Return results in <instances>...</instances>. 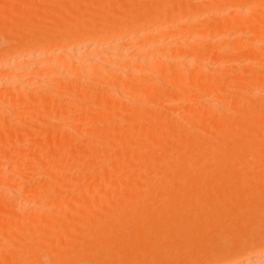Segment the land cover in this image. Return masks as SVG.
Returning a JSON list of instances; mask_svg holds the SVG:
<instances>
[{
  "label": "rangeland",
  "instance_id": "obj_1",
  "mask_svg": "<svg viewBox=\"0 0 264 264\" xmlns=\"http://www.w3.org/2000/svg\"><path fill=\"white\" fill-rule=\"evenodd\" d=\"M6 0H2V1H0V46H10V44L12 45V44H15V42H16V40H17V38H20V36H23V34L25 33V32H29V33H33V31L32 30H34V28L35 27H32V25H34V23H35V20H37L38 19V21H40L41 19H45V20H47V22H48V19L49 18H52V16H50L49 14L51 13V12H53V13H55L56 15H54V17L56 16V18H53V19H51L52 20V22L50 21V19H49V22L47 23L45 20H44V22H43V24L45 23L46 24V29H45V31H48V32H46V34L48 33V34H54V33H56L57 31H59V30H57V29H55L56 27L58 28V26L61 24V22H62V20H61V22H60V20L58 19V18H62V17H65L66 15H67V13H68V15H70V16H73V17H75V18H77L78 17V15H75L74 13L72 14V10H73V8L72 7H74L75 6V4L77 3L78 4V2L80 3L79 5H81L82 6V1H75V0H66V3H64L63 1H62V3H63V5H62V3L60 2V0L58 1V0H56V1H58V2H56L55 0H37V1H39V2H36V0L34 1V0H13V1H11V0H7L6 2H5ZM65 1V0H64ZM69 1H71V2H69ZM100 1H101V5H100ZM102 1H103V5H104V2H105V4L107 5L108 4V2L107 1H110V0H97V1H89V0H83V2L85 3V5L84 6H82V7H84L85 8V10L83 9L82 11L84 12L85 11V14H87V15H89L90 13H93L94 15H99L100 17H101V15H102V17H103V15H104V13L103 14H100L99 12H100V10L98 11V9H97V7H100L101 8V6H103L102 5ZM140 3H139V2ZM148 1H152V0H127L126 2H128V3H126V5L128 6V8L129 9H131L130 10V15L128 14V15H126V17L124 18V17H120L121 19H120V21L121 22H124L125 20L127 21L128 20V23L129 24H131L132 22H135L136 20H137V18L140 16V14L138 13V15L136 14V12H141L140 10H137V9H141L140 7H144L143 5L145 4V5H147L148 4ZM155 1V0H154ZM156 1H165V3H169V2H172V5L173 4H176L177 5V3H175V1H173V0H156ZM184 1V0H183ZM186 1H188V0H186ZM189 1H192V0H189ZM194 1V3H195V7L198 9V6H200L199 8L200 9H198V11L199 10H201V9H205V8H207L208 6H209V4L210 3H206V2H209V1H211V0H193ZM205 1V2H204ZM249 1V2H248ZM253 1V0H252ZM263 1V4H261V5H259L258 3H255V2H257V1H254V2H251V0H247L246 1V6L247 7H243V5L245 4V1H244V3H243V1H241L243 4H241L240 3V1H238L237 0V2L235 1V0H223V2H220L221 4H219V5H217V8H219L220 7V9L221 8H223V9H221V10H227V9H229V7L231 6V4L232 3H234V5L236 4V3H239V4H241V6L243 7V9H245V11L244 12H242L241 14H239V16H237V15H230V14H228V15H225V17H227L226 19H228L232 24H235L236 22H238L237 20H239V21H241L243 18H247L246 16H248L250 13H248L249 11L251 12V14H250V16H253V15H255L254 17H258L260 14H262V16H264V6H262V5H264V0H262ZM35 2V3H34ZM43 4H42V3ZM120 2H122V1H120ZM134 2V3H133ZM177 2V1H176ZM198 2V3H197ZM248 2V3H247ZM52 5H50V4ZM58 3V5H56V4ZM61 3V4H60ZM72 3H74V4H72ZM83 3V4H84ZM110 3V2H109ZM131 3V4H130ZM137 3V4H136ZM147 3V4H146ZM150 3V2H149ZM165 3H164V8H163V10L164 11H162V13L164 14V15H162L161 14V10L159 11V12H157V13H159L158 15H159V17L162 15V18L163 17H166L167 15H170V14H172L173 12H175V10L178 8L177 6V8L175 7V5H173L174 7H172V8H166L165 7ZM206 3V4H205ZM251 3V4H250ZM53 4H55L54 6H56L55 8H53L54 6H53ZM133 4V5H132ZM249 4V5H248ZM255 4H256V6H255ZM21 5H22V7H21ZM48 5V6H47ZM72 7H71V6ZM119 5V1H118V4L117 5H114V6H116V7H114V6H112L111 7V10L110 9H108L109 11H112V13L111 14H113V17H115L114 15L116 14L115 12L117 11V9L119 10V8L117 7ZM50 6V7H49ZM59 6H60V8H59ZM62 6V7H61ZM120 6H123L122 4L120 5ZM203 6V7H202ZM219 6V7H218ZM232 6H233V4H232ZM232 6L230 7V8H232ZM245 6V5H244ZM260 6V7H259ZM30 7V8H29ZM64 7V8H63ZM87 7V8H86ZM114 7V8H113ZM171 7V6H170ZM248 7H250L249 9H248ZM11 8V9H10ZM25 8V9H24ZM35 8H37V9H35ZM58 8V9H57ZM71 8V10H69ZM257 8V9H256ZM35 9V10H34ZM39 9H41L42 10V13H41V11L39 10ZM62 9H63V11H62ZM95 9H97L96 11H95ZM115 9H116V11H115ZM167 9V10H166ZM170 9H172L171 11H170ZM251 9V10H250ZM258 9H259V11H258ZM24 10H25V12H24ZM27 10V11H26ZM46 10V11H45ZM55 10V11H54ZM65 14V15H63V13L60 15V13H61V11ZM136 12H135V11ZM257 10V11H256ZM45 11V12H44ZM50 11V12H49ZM56 11H60V13H58V12H56ZM65 11V12H64ZM72 11V12H71ZM89 11V13H87V12ZM98 11V12H97ZM228 11V10H227ZM248 11V12H247ZM255 11V12H254ZM23 12V13H22ZM27 12V13H26ZM29 12H31V13H29ZM95 12H96V14H95ZM172 12V13H171ZM223 12H226V11H223ZM254 12V13H253ZM259 12V13H258ZM262 12V13H261ZM26 13V14H25ZM29 13V14H28ZM44 13V14H43ZM53 13H51V15L53 14ZM71 13V14H70ZM97 13H99V14H97ZM110 13V12H109ZM246 13H247V15H246ZM7 14V15H6ZM43 14V15H42ZM93 14H91V19H93L94 18V16H93ZM107 14H108V12H107ZM110 14V15H111ZM196 15H197V13H195ZM195 14H193L192 16H196ZM253 14V15H252ZM258 14V15H257ZM15 15V16H14ZM17 15V16H16ZM46 15H49V16H46ZM67 15V16H68ZM109 15V14H108ZM117 15V14H116ZM137 15V16H136ZM199 15V14H198ZM205 15V14H204ZM58 16H60V17H58ZM66 16V17H67ZM88 16V17H89ZM98 16V17H99ZM107 16V15H106ZM137 17V18H134L133 19V17ZM245 16V17H244ZM2 17H3V19H2ZM4 17H5V19H4ZM21 17H22V19H21ZM24 17V18H23ZM36 17V18H35ZM48 18V19H46V18ZM97 17V18H98ZM110 17H112V16H110ZM205 16H203V18H204ZM241 17V18H240ZM243 17V18H242ZM249 17V16H248ZM28 19V20H26V19ZM95 18H96V16H95ZM129 18V19H128ZM132 18V20L133 21H131L130 22V19ZM195 18V17H194ZM193 18V19H194ZM40 19V20H39ZM100 19V18H99ZM214 19V20H213ZM213 19H209L210 20V22L208 21H206V19H205V21H204V23L207 25V23L209 24V23H211V24H214L217 20L215 19V18H213ZM183 19H181V21H182ZM10 21H11V23H10ZM58 21H59V25H57V23H58ZM125 21V22H126ZM180 21V23L181 24H184L183 22H185V20H183L182 22ZM9 22V23H8ZM15 22H16V24H15ZM214 22V23H213ZM53 23H55V24H53ZM186 23V22H185ZM204 24V25H205ZM261 23H258L257 24V26L256 25H254V26H252V27H254V28H252V32H251V36H253L252 38H251V36H250V38H251V41L253 42V43H255V44H253L251 41H247V40H243L242 38H237V34H239V33H234L235 35H231L232 37H229V38H225L224 37V39L223 40H221V42L220 41H217V42H214L213 40H210V39H208L207 38V36H204L203 38H202V41H203V39H204V42H202L203 44L204 43H206V45L204 44H200L202 47V52H200L198 55H196V56H193V57H189L188 58V60L186 59V62H185V64H187V67L186 66H183V65H181L180 66V64H177L178 66H174L173 64V66L175 67V69H174V67L171 65L169 68L168 67H166V66H168V65H165L167 62H165V63H161V61H159V63L158 62H156V63H158L159 65L160 64H162L161 65V67L159 68V69H157V70H160V69H162L163 70V73L160 75V73H156V72H154V70H153V72H154V74H153V72L151 71V70H146V72L149 74H147L146 72V75L144 76V77H140V78H135V80H134V82H136L135 84H137V85H139V86H137L136 87V89H134V90H130L129 91V93H130V96L128 95V94H126V93H128V91L127 92H124V94L125 95H127V96H129V97H126V99H125V95L123 94V97H124V100L122 99V101H121V98H120V100H119V98H118V100H115L114 98V100H113V102H114V104L112 103H110L109 102V104L110 105H112V106H108L109 104L107 103L106 104V108L108 109L109 107V109H108V114H106V116H109V117H107L106 118V116H105V118L104 117H101L100 118V116H102L101 114H103V110H104V112L105 111H107L106 109H105V106H103V107H100L99 108V112H101V113H92V112H90L91 113V115H89V114H87V115H84V117L82 116V121L79 123V121H77V123H75L76 122V120L74 121V117H75V115H76V117L79 115V113H78V108H79V104H80V108H81V106H83V105H85V106H87L88 105V103H89V101L88 100H84V102L81 100L80 101V98L79 99H77L76 97H72V99L74 98L75 99V101H77L78 102V100H79V102H78V104H76L77 106H78V108L76 107V109H74L75 107H74V105H73V101H74V99H73V101L70 99V101H71V103H72V105H73V110H76V111H74L75 112V115H73L74 113L72 112V113H70L71 111H73L72 110V105H70L71 107L70 108H68L69 107V105L66 107V105L65 106H61V105H63V104H60V102H61V99H62V97H60V96H63L64 95V93H66V90H68V89H63V88H67V87H65V85H63L62 83L63 82H65V83H68L69 82V80L66 82V81H64L62 78V81H60V79H59V82H57L56 83V86H57V84H58V86L57 87H55L53 84L52 85H50V86H53V87H50L49 85H47V87H48V89H46L47 87L46 86H44L42 89H41V87H42V85L40 86V84H36V83H34V81H35V79L34 78H36L37 76L38 77H40L41 75H42V72L40 73V71H39V69L36 71H32L31 73L33 74H31L29 71V74H23L24 76L22 77V83L23 84H26V85H28V83H29V85L31 86V85H34V84H36V85H34L32 88L30 87V86H28L29 88H30V90H29V88H28V90L27 89H21L20 87H21V85L19 86V85H11L12 87H15L14 88V90H16V91H12V87L10 86V87H7L8 89H7V91L9 90V93L7 92V94L3 97V96H1V94H2V92H3V90H4V88L6 87V86H3L4 88H3V90H2V88L0 87V111H1V113H0V115L4 118V116L6 115H8L7 113H11V114H9L8 115V117H6L7 118V121L6 122H2V119L3 118H1V120H0V130L2 129V136H0V139L1 140H3V142H0V218H2L1 219V222L3 223V224H9V225H15V226H13L14 228H16V226L18 225V224H20L21 222H30V224L32 225V223L31 222H33L34 223V220L36 221V219L38 218H41V216H42V214H44V212H45V214H46V210L45 209H43V208H40L41 210L43 209V211L44 212H42L40 209H33V210H31V213L29 212V215H28V213H26V211H24L23 213L25 214V218L23 219V218H21V215H19V213L21 212L20 211V206L22 205V207L24 206L23 204H21V203H24L23 201H19L20 199H21V197L23 196L22 194H23V192H28V191H31V190H33V188L34 187H36V186H38V184H39V182L37 181V176L35 175V173L37 174V171H38V173H39V169L40 168H42V167H40V166H44L45 167V165H46V167H47V164L46 163H42L41 161H43V159L44 158H46L47 159V157L45 156L46 154L48 155V156H50V157H54V161H55V159L56 158H58L56 155H55V153H51L52 152V150L53 149H55V148H58V147H60L61 145H63V144H65L64 145V147H60V149H58L57 151L59 152V150L61 151V149L63 148V150H64V152H60V153H62L61 155L62 156H64L66 159H65V161H64V159H62L61 161H63V163H62V165H64L63 166V175L65 174V176L66 175H68L70 172H69V170L67 169V168H69V169H72V168H80V167H78V166H80L79 164L80 163H82L83 165L86 163L87 164V162H83V160H85V158L87 159V160H89V162L88 163H90V160L91 161H93V162H95L96 163V161H98V159H96L95 157H100L99 158V162H103V159H104V156H103V154H101V153H103V152H99L100 150L102 151L103 149L102 148H104V144H105V138H104V136L102 135V134H104L105 132H103L104 130H107V129H110V128H108L109 126L111 127V129L109 130V131H106V132H110V131H116L117 129L119 130V133H121L120 132V130L122 131L123 130V128H122V121L124 120V119H128V118H124L122 115H123V113H122V111L125 113V112H127V113H125V114H127L126 116H128V113H131L130 111H132V109H136V107H138V101L137 100H139L140 99V97H141V99H142V97H143V99H145V102H147L148 103V106H147V114H150L151 113V116H154L156 119L155 120H157L159 123V125H156L155 126V124H154V126H152V129H153V135H154V138H151V137H147V136H144V138H143V141L144 142H149L150 144H152V142H150V139L149 138H151V140H153L154 139V141H155V143H153V148H152V146H151V149H153V152L154 153H156V154H154L155 155V157H154V159H156V161H157V157H158V155H159V151L160 152H162L163 153V150H165L166 152V154H169V155H171L173 152V154L174 155H177V154H175V153H179L180 151L179 150H182L183 151V149H181V148H183L184 147V150H186V152H188V153H190V149H188V148H191L192 149V147L195 145V149L196 150H194V152H196L197 151V149H198V146H199V149L203 146L204 147V145L206 146V144H207V140H206V143H204V141H203V143H201L200 141H202L203 140V138L202 137H204L205 138V136H203L202 134H200V132L201 131H203L202 133H205L204 132V130L206 129V128H210L211 126H212V128H213V123H214V121H215V116H216V118H217V116L218 115H216L217 114V112H218V114H219V111L221 112V111H225V109H224V107H226V106H228L229 105V99L228 100H226V101H228L226 104L227 105H225V103H222V100H220L219 98H218V100H217V98H216V95H215V92H216V90H218V88L220 89V90H224V88H227V87H229V89L227 88L225 91L228 93V94H230V96H234V95H236L237 93L236 92H240V91H242L243 89H247V90H249V91H252V92H250L251 93V95L250 96H252L251 98H250V104H252V105H254L253 107H252V109L254 108V109H258V112H259V110H261L259 113L258 112H256V113H258L260 116H261V118H260V116H258L257 114H256V116H258L257 118H258V121H257V123H256V125H258V124H260V125H264V122L262 123V116H263V118H264V81L260 84V82L261 81H259L260 80V75H262V72H264V52L263 51H261L262 49H264V39H263V35H264V19H263V21H262V24L260 25ZM260 26V27H259ZM246 27H241V31H244V29H245ZM35 29H37V28H35ZM51 31H50V30ZM141 28H139L138 29V31L140 30ZM255 29V30H254ZM258 29V30H257ZM5 30V31H4ZM30 30V31H29ZM137 30V29H136ZM256 30H257V32H256ZM56 31V32H55ZM93 31H95L96 32V30H93ZM92 30H91V32H93ZM6 32L7 33H9V35L7 36L6 35ZM36 32V30L34 31V33ZM95 32H93V33H95ZM98 32V31H97ZM41 33V32H40ZM134 33V32H133ZM133 33H131V35H133ZM180 33V32H179ZM183 33H185V30H184V32ZM26 34V33H25ZM24 34V35H25ZM177 35H178V33H176ZM176 34H173V36L172 35H170L172 38H176L177 39V36H176ZM182 34V33H181ZM181 34H179L178 35V38L180 37V36H183V35H181ZM18 35V36H17ZM130 35V34H129ZM175 35V36H174ZM15 36V37H14ZM17 36V37H16ZM4 37V38H3ZM232 38H233V41H232ZM42 39H44V37L42 36V35H40L39 37H37L36 38V40L35 41H38L37 42V44L40 42V44H38L39 46H41L42 45V43H41V41H43ZM206 39H207V41H206ZM254 39V40H253ZM210 40V41H209ZM226 40V41H225ZM4 41H6V42H4ZM10 43H9V42ZM159 41V42H158ZM228 41V42H227ZM230 41V42H229ZM262 41V42H261ZM3 42V43H2ZM12 42V43H11ZM141 42H143V40H140V41H138V44H141ZM161 41H160V39H156L155 41H153L151 44H153L154 46H155V48H158V49H155V48H153L154 49V51L156 52V51H158V52H162V53H165L166 51L167 52H169V55L171 56V57H173V56H175L176 55V52H175V50H177V54L179 53H181V54H185V52H184V50H187L188 48H186L187 46H188V44L187 45H185L186 43H184L183 42V40H179V41H176L174 44L173 43H171L170 41H166L168 44H167V46L169 45V47H167V46H165V47H167L166 49H164V50H162V48H160V47H158L157 46V44L159 45V43H160ZM180 42H182V43H180ZM222 42H223V44H222ZM217 43H218V45H217ZM136 44V43H135ZM134 44V45H135ZM177 44V45H176ZM183 44V45H182ZM221 44V45H220ZM252 44H253V47H251L252 46ZM133 45V48L131 47L130 48V51L131 50H135L136 49V46H134ZM179 45V46H178ZM227 45V46H226ZM244 47H247V46H249V47H247V48H244ZM251 45V46H250ZM39 46H38V48H39ZM157 46V47H156ZM181 46V47H180ZM232 46V47H231ZM239 46L240 47H243L244 48V54H243V57H242V63H240V73H239V75L238 76H243L244 74H248V76L249 77H247L246 75V77L244 78H241L240 80H237V81H232L231 82V84L229 83V86L227 85L226 86V84H225V87H224V85L223 84H218L217 86H215V85H213V83L211 84V83H209V82H212L211 80H209V77H207L206 75H208V76H210V73L212 74V75H214L216 72L218 73L219 72V70L220 71H222V69L225 67V69H228V68H226L227 66H230V64H231V60L233 59V57H234V55L236 54V52H235V50L237 49V48H239ZM263 48H262V47ZM54 48H56V46H53ZM52 46H51V48H52V50L54 49ZM261 47V48H260ZM41 48V47H40ZM49 48V51H47V49ZM51 48L50 47H47V49L44 51V52H46V54H48L49 55V53L51 54V52H50V50H51ZM58 48V47H57ZM56 48V49H57ZM169 48V49H168ZM185 48V49H184ZM226 48H228V49H226ZM41 49H43V48H41ZM59 49V48H58ZM57 49V50H58ZM153 49H152V51H153ZM171 49V50H170ZM182 49H183V51H182ZM207 49V50H206ZM214 49H215V51H214ZM40 50V49H39ZM160 50V51H159ZM174 50V51H173ZM211 50V51H210ZM225 50H227V51H225ZM233 50V51H232ZM206 51V52H205ZM42 52V51H41ZM49 52V53H48ZM132 52V51H131ZM158 52H156V53H158ZM166 52V53H167ZM209 52H210V54H213V57L212 58H209V56H211L210 54H209ZM219 52V53H218ZM246 52V53H245ZM206 53V54H205ZM222 53H224V54H222ZM216 54H217V56H216ZM230 54H233V55H230ZM249 54V55H248ZM253 54V55H252ZM261 54V55H260ZM263 54V55H262ZM219 55V56H218ZM2 56H0V58H1ZM226 57V58H225ZM258 57H259V59H258ZM229 59V60H228ZM248 59V60H247ZM169 61V62H171L170 61V59H168V58H166V59H164L163 58V61ZM225 60V61H224ZM1 61V60H0ZM244 61V62H243ZM258 61V62H257ZM173 63V62H172ZM202 63L204 64L203 66L204 67H202V68H200L201 66H202ZM262 63V64H261ZM171 64V63H170ZM174 64H176V63H174ZM242 64V65H241ZM164 65H165V68H166V74H165V72H164ZM189 65V66H188ZM220 65V66H219ZM195 66V67H194ZM200 66V67H199ZM224 66V67H223ZM260 66V67H259ZM31 67V66H30ZM181 67V68H180ZM186 67V68H185ZM178 68V69H177ZM184 70H183V69ZM191 70H190V69ZM259 68V69H258ZM180 69V70H179ZM201 69V70H200ZM156 70V71H157ZM169 70V71H168ZM171 70H173V71H171ZM181 70H183V73H185V72H187V73H185V74H187V75H185V77L186 78H188V81H185L184 82V80L186 79H184L183 81H182V83H180L179 84V86H177V85H175V76H176V74L178 75V74H180V73H182V72H180ZM190 70V71H189ZM199 70V71H198ZM226 71V74H224V76H225V78H226V76L227 75H229L227 78H229L228 80H230V79H233L234 77H232L233 75L235 76V74H236V72H235V74H234V72L232 71V70H230V71H232V72H228L229 71V69L228 70H225ZM151 72H152V74H151ZM159 72V71H158ZM167 72H169L168 74L169 75H167ZM176 72H180V73H176ZM208 72V73H207ZM213 72H215L214 74H213ZM155 73H156V75H158V76H156L155 75ZM182 73V74H183ZM229 73V74H228ZM261 73V74H260ZM164 74H165V77H164ZM197 74V75H196ZM199 74H202V76L201 77H199L198 78V76H199ZM52 75V74H51ZM55 76H56V74H54ZM53 75V76H54ZM75 75V77H80L81 78V74H79V73H77V74H74ZM79 75H81V76H79ZM258 75V76H257ZM29 76V77H28ZM33 76H34V78H33ZM168 76V77H167ZM78 77L77 78H74V77H72V78H74V80L76 81V83L75 82H73V81H70L69 82V84H67L66 86H68L69 88L71 87V86H73V85H71L72 84V82H73V84H74V86H73V88L72 89H74L75 91L74 92H77L76 91V89L79 87L78 85H80V82H82V81H80L79 79H78ZM83 77V76H82ZM148 77V78H147ZM163 77H164V79H163ZM197 77V78H196ZM231 77V78H230ZM237 77V76H236ZM257 79V81H259V82H256V79ZM30 78V79H29ZM72 78H70V80L72 79ZM157 78H159V79H157ZM226 78V79H227ZM26 79V80H25ZM33 79V80H32ZM77 79H78V81H77ZM81 79H84V80H86L85 79V77L84 78H81ZM90 78H88L87 80H89ZM169 79V80H168ZM200 79V80H199ZM235 79V78H234ZM233 79V80H234ZM255 79V80H254ZM83 80V81H84ZM91 80V79H90ZM144 80V81H143ZM187 80V79H186ZM195 80V81H194ZM252 80H254V81H252ZM55 81V80H54ZM57 81V80H56ZM55 81V82H56ZM80 81V82H79ZM239 81V82H238ZM252 81V82H251ZM26 82H28V83H26ZM163 82V83H162ZM169 82V83H168ZM190 82V84H188ZM31 83H33V84H31ZM52 83H54V82H52ZM64 83V84H65ZM71 83V84H70ZM99 83H101V81L99 82ZM98 82H95V83H93V86L95 85V84H97V85H95V86H100V84H99ZM233 83V84H232ZM256 83V84H255ZM78 84V85H77ZM38 85V86H37ZM71 85V86H70ZM77 85V86H76ZM92 85V84H91ZM148 85H150V87L148 86ZM152 85V86H151ZM163 85V86H162ZM190 85V86H189ZM212 85V86H211ZM220 85V86H219ZM245 85V86H244ZM40 86V87H39ZM93 86H91V87H93ZM141 86H143V89H145V90H143L142 89V87ZM174 86V87H173ZM189 86V87H188ZM193 87V89H192V87ZM209 86H210V88H209ZM213 86H215V87H213ZM55 87V88H54ZM146 87V88H145ZM149 89H148V88ZM153 89H152V88ZM188 87V88H187ZM191 87V88H190ZM234 87V88H233ZM251 87V88H250ZM10 88V89H9ZM45 88V89H44ZM54 90H56V91H54ZM58 88H60V90L62 91V90H65L64 92H63V94H62V92L60 91V93H59V95H58V91H59V89H58V91H57V89ZM70 88V89H71ZM95 88V87H94ZM138 88H140V89H138ZM162 88V89H161ZM165 88V89H164ZM175 88H176V90H175ZM192 89V91H194V92H192V95H190V99H189V97H188V95H185V96H187V97H185V96H183V94L181 93L184 89H186V91L187 90H190V89ZM205 88L206 89H208V90H210V92H209V94L208 93H206L205 95L206 96H204L205 98H203V97H201V99L198 101V98L196 97V93H200L201 94V91H203L202 89H204L205 90ZM19 89L20 90H22V91H24V93L22 92V95H20V99H18V98H16V97H19V96H17V94H16V92L17 93H20L19 92ZM85 89V88H84ZM138 89V90H137ZM142 89V90H141ZM167 89H168V91L169 90H171L172 89V92L170 93V92H168L167 91ZM195 89V90H194ZM250 89H252V90H250ZM41 90V91H40ZM43 90V91H42ZM87 90V89H86ZM89 90L90 89H88V91H85L86 93H88L89 92ZM129 90V89H128ZM146 90H148V93H145V91ZM163 91V92H166V93H168V94H165V96L164 95H162V96H164V97H161L160 96V98L159 97H157L158 98V100H157V98L155 97L156 96V94L159 92V91ZM254 90V91H253ZM257 90V91H256ZM133 92V94L135 93L136 94V92H138V95H139V91H141L140 92V97L137 95L136 96V99H135V97L133 98V96L131 97V93ZM157 91V92H156ZM215 91V92H214ZM224 91V92H225ZM55 92H57V93H55ZM68 92H69V90H68ZM67 92V93H68ZM70 92H72V90L70 91ZM156 92V93H155ZM181 93L182 94V98H181V94L180 95H177L176 93ZM196 92V93H195ZM169 93H170V96H169ZM193 93H195L196 95L193 97ZM227 93H226V95H227ZM43 94V95H42ZM45 94H46V97H44L45 96ZM57 94V95H56ZM77 95L79 94H81L80 92L79 93H76ZM75 94V95H76ZM83 94V93H82ZM132 94V95H133ZM155 94V95H154ZM215 96H214V95ZM233 94V95H232ZM240 94V93H239ZM7 95H9V96H7ZM14 95V96H13ZM55 95L56 96H59L58 97V99L55 97ZM122 95V94H121ZM145 95H148L147 97L145 96ZM199 95V94H198ZM213 95V96H212ZM248 95H249V93H248ZM258 95H261L260 97L258 96ZM82 96V95H81ZM81 96H78V97H81ZM144 96H145V98H144ZM174 96V97H173ZM180 96V97H179ZM193 98H192V97ZM230 96H228V97H230ZM14 97L16 98V100L18 99V100H20L22 103L20 104L19 103V101L17 102V104L18 105H14V103L13 102H15V99H14ZM40 97H42V99H43V101L40 103L39 102V100H42ZM50 97H51V99H50ZM122 97V98H123ZM131 97V99H127V98H130ZM137 97H139V98H137ZM195 97L197 98L196 99V101H195ZM199 97V96H198ZM254 97V98H253ZM1 98H3V99H1ZM37 98V99H36ZM46 98V99H45ZM59 98H61V99H59ZM64 98L66 99V98H69V97H65V95H64ZM146 98H149V99H147L146 100ZM163 98H165V100L163 99ZM180 98V99H179ZM204 99V101H203V99ZM231 98H233V97H231ZM249 97H247V99H248ZM10 99H12V100H10ZM53 99H54V101H53ZM65 99H62V102L65 100ZM140 99V100H141ZM152 99H153V101H152ZM168 99V100H167ZM172 99V100H171ZM242 99V100H241ZM246 99V100H247ZM45 100H47V101H45ZM50 100V101H49ZM131 100V101H130ZM167 100V101H166ZM170 100V101H169ZM185 101V102H183V101ZM193 100L195 101V102H193ZM211 100V101H210ZM217 100V101H216ZM220 100V101H219ZM234 100V99H233ZM11 101V102H10ZM47 102H49L48 104H47V107H48V105H52L54 102V105H52V107L51 106H49L50 107V112L48 113V111L49 110H47V108H45L46 106V103ZM52 101H53V103H52ZM67 101V100H66ZM69 101V102H70ZM86 101H88L87 103H86ZM118 101V102H117ZM127 101V102H126ZM137 101V102H136ZM161 101V102H160ZM232 100L230 99V102H231ZM249 100H247V101H245V99H244V97L243 98H240V100H239V98H238V100L236 99V100H234V103H230V105L229 106H235L236 107V109H239V110H235V109H233V111L235 112L234 114H233V117L234 116H236V118H235V120H234V118H230V119H232L231 121H229V123L227 124V125H229L232 121H236L238 124H241V122H242V120L244 119L243 117H242V115H240L241 114V112H239L241 109H240V107L241 106H244V103H246V105H247V102H248ZM259 101V102H258ZM10 102V103H9ZM50 102H51V104H50ZM58 102H59V107H60V109L58 110ZM65 102V101H64ZM76 102V103H77ZM151 102V103H150ZM158 102H160V103H158ZM164 102L166 103V105L164 104ZM182 102V103H181ZM253 102H255V104H253ZM13 103V104H12ZM37 103V104H36ZM40 103V104H39ZM66 103V102H65ZM68 103V102H67ZM87 105H86V104ZM137 103V104H136ZM155 103V104H154ZM184 103H185V105H184ZM189 103H192V104H189ZM221 103V104H220ZM33 105V106H30V105ZM45 104V105H44ZM57 104V105H56ZM70 104V103H69ZM117 104V105H116ZM119 104V105H118ZM225 105V106H223V105ZM8 105V106H7ZM11 105V106H10ZM14 105V106H13ZM22 105V106H21ZM39 107H38V106ZM44 105V106H43ZM162 105V106H161ZM192 105V106H191ZM245 105V106H246ZM248 105H249V103H248ZM7 106V107H6ZM16 106H18L17 108H18V110H20V109H22L21 111H19L20 113L18 114L17 112H15V110H14V112H13V109L14 108H16ZM19 106H20V109H19ZM41 106V107H40ZM56 106V107H55ZM153 107V109H150V107ZM156 106H158V108L156 107ZM184 106V107H183ZM231 106V107H232ZM244 106V107H245ZM9 107V108H8ZM13 109H12V108ZM28 107V108H27ZM33 107V108H32ZM63 107V108H62ZM65 107V108H64ZM154 107H155V109H154ZM162 107H165V108H162ZM200 107V108H199ZM213 107V108H212ZM244 107H242V108H244ZM250 107V105H249V108H251ZM4 108V110H2ZM46 109L47 110V112L44 110V109ZM160 108V109H159ZM170 108V109H169ZM183 108V109H182ZM187 108V109H186ZM189 108H191V109H189ZM216 108L218 109V110H216ZM5 109H7V110H5ZM10 109V110H9ZM52 109L54 110V111H52ZM63 109V110H62ZM83 109H85V108H83ZM89 109V108H88ZM97 110H98V107L96 108ZM185 109V110H184ZM211 109H215V111L213 112V115H211L210 114V112L211 111H213V110H211ZM253 109V111H255ZM12 110V112H10ZM42 110H44V112H42L43 114V116H40L41 114V111ZM71 110V111H70ZM85 110H87V109H85ZM96 110V111H97ZM100 110H102V111H100ZM125 110V111H124ZM152 110H153V112H152ZM158 110H159V112H158ZM161 110V111H160ZM163 110V111H162ZM180 110H181V112H180ZM183 110V111H182ZM188 110V111H187ZM190 110V111H189ZM211 110V111H210ZM28 111V112H27ZM61 111V112H60ZM67 111V112H66ZM110 111H111V113H110ZM115 113V111H117L118 113H115V117L112 115V114H114L113 112ZM136 111H137V109H136ZM149 111V112H148ZM178 113H176V112ZM179 111V112H178ZM241 111H243V110H241ZM253 111L250 109V111H248L249 113H253ZM263 111V112H262ZM53 112V113H52ZM79 112H80V110H79ZM82 112V111H81ZM80 112V113H81ZM95 112V111H94ZM146 112V110L144 111V113ZM170 112H172L173 113V115H172V113H170ZM184 112V113H183ZM189 114H188V113ZM200 113L201 115L199 116V118H198V116L195 118V115H193V114H195V113ZM239 114H238V113ZM2 113H5V115H2ZM12 113H14V114H12ZM45 113V114H44ZM142 113V114H141ZM174 113H176V114H174ZM223 112H221V114H222ZM224 113H226V112H224ZM233 113V112H232ZM232 113H230V114H232ZM249 113H247L248 115H250V117L253 115V117H255V115L254 114H249ZM263 113V114H262ZM16 114V115H15ZM59 115V117H58V115ZM71 114V118L73 117V121L71 120V122H70V120H67V119H69V115ZM109 114H111V115H109ZM124 114V115H125ZM137 114H139V115H137ZM146 114V113H145ZM146 114V115H147ZM157 114V115H156ZM187 115V116H185V115ZM191 114V115H190ZM226 114H228V113H226ZM225 114V118L223 119V121H225L226 120V117L228 116V115H226ZM229 114V115H230ZM244 114V113H243ZM247 114L245 115L246 117H245V119H244V121L245 120H247V117H248V119H250V117L249 116H247ZM38 115V116H37ZM62 117H61V116ZM97 115V116H96ZM121 115V116H120ZM134 115V117L135 118H137V120L136 119H134V121H136V123L138 122V124H140L142 121H144L145 123V126H151V125H149V124H151V123H153V122H150V121H152V119H154V117H152L151 118V116L150 115H147L148 116V118H147V116L146 115H144L143 114V112H136L135 114H133ZM177 115V116H176ZM182 115H184V116H182ZM239 115V116H238ZM20 116H22V117H20ZM40 116V117H39ZM45 116V117H44ZM125 116V117H126ZM170 116H172V117H170ZM193 116V117H192ZM214 116V117H213ZM222 116L224 117V115L222 114ZM41 117H43V119L44 120H42V118ZM49 117V118H48ZM86 117V118H85ZM111 117V118H110ZM116 117H119V118H121L122 120H119L118 118L117 119H115ZM128 117H130V116H128ZM183 118V120L182 119H180V118ZM252 117V118H253ZM53 118V119H52ZM54 118H56V119H54ZM59 118V119H58ZM63 118V119H62ZM67 118V119H66ZM88 118V119H87ZM96 118V119H95ZM102 118H104L105 120L107 119V121L108 122H111V120L112 119H114V120H112V124L114 125L115 124V122H116V126H119L118 128L115 126V128H113L114 126L113 125H111L110 123H107V122H104V123H102V124H104V125H102L100 122V127L97 125L98 124V122H95V121H97V119H100V120H102ZM124 118V119H123ZM164 118V119H163ZM187 119V118H193L192 120L190 119V121L187 119V121H185L184 119ZM228 118H229V116H228ZM251 118V119H252ZM58 119V120H57ZM130 119V118H129ZM133 119H132V121H133ZM149 119H151V120H149ZM240 119V120H239ZM242 119V120H241ZM250 119V120H251ZM42 120V121H41ZM46 120V121H45ZM67 120V121H66ZM104 120V121H105ZM118 120L120 121L119 123H118ZM154 120V121H155ZM181 120V121H180ZM218 121H220L219 119H217ZM217 120L215 121L216 123H218L217 122ZM221 120H222V118H221ZM250 120H248L250 123H252L253 121H250ZM41 121V122H40ZM86 121V122H85ZM99 121V120H98ZM125 121V120H124ZM128 121H130V120H128ZM175 121V122H174ZM222 121V122H223ZM263 121H264V119H263ZM66 122L68 123V124H66ZM72 122H73V124H72ZM114 122V123H113ZM131 122V121H130ZM146 122H149V124L148 125H146L147 123ZM191 123V125H193V128H194V131L195 130H197V132L200 130V132H198V134L196 133H194L193 134V132L194 131H192V130H188L190 127L189 126H191V125H188L187 123ZM211 122H213V123H211ZM226 122V121H225ZM82 123V124H81ZM91 123V124H90ZM96 123V124H95ZM107 123V124H106ZM132 123H135V122H132ZM131 123V124H132ZM181 123H184V124H181ZM189 123V124H190ZM220 123H221V121H220ZM224 123V122H223ZM232 123H235V122H232ZM9 124L11 125V126H9ZM12 124H14L15 125V127H13L12 126ZM70 124V125H69ZM94 124L95 125H97L98 126V129H97V127H93L94 126ZM137 124V125H138ZM143 124V122H142V124H140V125H144ZM185 124H186V126H188V128L185 126ZM225 124V123H224ZM42 125V126H41ZM52 125V126H51ZM73 125V126H72ZM84 125H86V131L84 130L83 131V129H85V126ZM153 125V124H152ZM217 125V124H216ZM215 125V127H217V129L220 127V125H222V123L221 124H219V125H217L216 126ZM242 125V124H241ZM9 126V127H8ZM18 126V127H17ZM39 126H41L42 128H37V127H39ZM82 126H84V128L82 127ZM90 126V127H89ZM94 128V129H97V130H99L98 132H97V130H89L90 128H92V127ZM102 126V127H101ZM106 126V128H104V127ZM121 126V127H120ZM185 126V127H184ZM229 126H231V125H229ZM259 126V125H258ZM257 126V128H261V127H258ZM4 127H6V128H4ZM30 127V128H29ZM46 127V128H45ZM78 127V128H77ZM82 127V128H81ZM175 127V128H174ZM177 127V128H176ZM192 127V126H191ZM215 127L213 128V129H211V131L212 130H215ZM223 127H226V125L225 126H223ZM222 126L220 127V128H222V129H226V128H223ZM262 127H264V126H262ZM56 128V129H55ZM112 128H113V130H112ZM121 128V129H120ZM186 128H187V130L189 131V132H186L187 130H186ZM209 128H208V130H209ZM219 128V129H220ZM229 127H227V129H228ZM9 129V130H8ZM42 131H41V130ZM46 131H45V130ZM115 129V130H114ZM249 130H250V128H248ZM30 130V131H29ZM37 130H38V132H37ZM58 132H57V131ZM101 130V131H100ZM118 130H117V132H118ZM245 130V129H244ZM244 130H242L243 132L241 133V132H239L237 129L236 130H234L233 132V134L235 135V134H238V135H235L234 136V138L236 137V139H235V145L237 144V142H238V144L240 143V144H242V146H243V144L246 142V141H244L243 142V139L244 140H247L249 137H251V135L249 134L250 132L249 131H244ZM35 133H33V132ZM39 131H41V132H39ZM44 131H45V133H44ZM91 131V132H90ZM58 133L57 135L61 138L60 139V141H62V143L58 140V141H54L53 139H51L52 138V136L54 135H56L55 133ZM99 132H100V134H99ZM237 132V133H236ZM240 134H239V133ZM5 133V134H4ZM32 133V134H31ZM125 133V132H124ZM123 133V134H124ZM151 133V134H152ZM246 133V134H245ZM33 134L35 135V136H33ZM52 134V135H51ZM85 134V135H84ZM126 135L124 136V135H121V134H119V135H121L119 138H120V140H119V142H118V140H117V144H119V145H122V150H120L119 149V152L122 154V155H124V156H130V154H133V152H134V150L136 151H138L139 152V150H144L143 152L144 153H146V150L144 149V144H142V145H140V147H142V149H140V148H135L134 150L133 149H126L125 148V146L126 145H129V143L128 142H131L132 141V139H133V135H132V132H129L128 131V133H125ZM151 134H150V136H151ZM189 134V135H188ZM128 135V136H127ZM193 135H195V137L193 136ZM201 135H202V137H201ZM241 135H243V137L241 136ZM57 136V137H58ZM124 136V137H123ZM163 136V137H162ZM197 136V137H196ZM200 136V138H198ZM208 136V137H207ZM207 136H206V138L208 139L209 137H211V135L209 136V134H207ZM245 136V137H244ZM248 136V137H247ZM103 137V138H102ZM122 137V138H121ZM184 137H186L185 139H184ZM241 137V138H240ZM130 138V139H129ZM159 138V139H158ZM161 138V139H160ZM165 140H164V139ZM168 138H169V140H168ZM205 138V139H206ZM238 138V139H237ZM49 139V140H48ZM55 139H56V136H55ZM72 139V140H71ZM103 139V140H102ZM167 139V140H166ZM177 139V140H176ZM182 139V141H184V143L182 144V142L180 141ZM184 139V140H183ZM249 139H251V138H249ZM260 139H262V143H264V138H260ZM259 139V140H260ZM157 140H158V142H157ZM161 140L162 141H164V144H162L163 142H161ZM173 140H175V141H173ZM198 140H199V142L200 143H197L198 142ZM210 140V139H209ZM237 140V141H236ZM4 141H6V142H4ZM16 143H15V142ZM76 141V142H75ZM103 141H104V143H103ZM153 141V142H154ZM165 141H168V142H165ZM20 142V143H19ZM69 142V143H68ZM116 142V141H115ZM122 142H124V143H122ZM181 142V143H180ZM209 142V141H208ZM242 142V143H241ZM5 143V144H4ZM26 143V144H25ZM44 143V144H46V146L47 147H45V145L43 144V146H42V144ZM52 143V144H51ZM59 143H61V145L59 144ZM234 143H232V144H234ZM15 144L17 145V147L15 146ZM57 144H59V146L57 145ZM126 144V145H125ZM201 144H204V145H201ZM210 144V143H209ZM239 144V145H240ZM12 145H14V146H12ZM27 145V146H26ZM183 145V146H182ZM191 145H193V146H191ZM196 145H197V147H196ZM227 145H231V144H225V146H227ZM20 146V147H19ZM23 146V147H22ZM84 146H85V148L86 149H84ZM87 146V147H86ZM98 146H99V148H98ZM155 146V147H154ZM201 146V147H200ZM224 146V147H225ZM238 146V145H237ZM241 145L239 146V148L240 147H242ZM18 147H19V149H20V151L22 152L21 154H20V156L19 157H17V158H14V159H12V160H8L10 157H9V155H11V153H12V151L13 150H15V148H17L18 149ZM35 147V148H34ZM119 147V146H118ZM121 147V146H120ZM179 147H181V148H179ZM202 147V148H203ZM209 147H210V145H209ZM208 146L207 147H204V148H209ZM223 146L221 147L222 149H224V151H221L220 150V148H219V150H220V152L219 151H213V152H209V149L208 150H199L198 149V151H203V154L202 155H204V156H202V157H204L203 158V160L205 159V160H207V161H205L204 160V162H206V164H207V166L206 167H212L213 165H214V167H212L213 169H215V164H213V163H216L217 162V168H218V171H219V174L220 173H222V168H219L220 166H218V165H221L222 163H226L227 162V160L228 159H230L231 157L228 155V156H226L227 154H228V150H226L227 148H224ZM231 147H233V146H231ZM236 147V146H235ZM26 148V149H25ZM123 148H124V150L126 149V151L124 152V150H123ZM157 148V149H156ZM176 149V152H175V150L174 149ZM177 148H178V150H177ZM186 148V149H185ZM229 148V147H228ZM237 148V147H236ZM92 149V150H91ZM97 149H99V150H97ZM139 149V150H138ZM155 149V150H154ZM160 149V150H159ZM231 150H232V148H230ZM229 149V150H230ZM243 149V148H242ZM75 150V151H74ZM170 150V151H172V152H168V151ZM212 150H214V149H212ZM212 150H210V151H212ZM237 150H239V149H237ZM54 151V150H53ZM56 151V149H55V151L54 152H57ZM89 151H91V152H89ZM104 151V150H103ZM136 151V152H137ZM148 152H152V151H150V150H147ZM158 151V152H157ZM181 151V153H182V155H184L183 154V152ZM191 151H193V150H191ZM198 151H197V153H194L193 152V154H195V155H201V152L200 153H198ZM41 152V153H40ZM71 152H72V154H71ZM74 152V153H73ZM85 152V153H84ZM124 152V153H123ZM141 152V151H140ZM142 152V153H143ZM168 152V153H167ZM186 152H184L185 153V155L184 156H182L183 158L185 157V159L184 160H190V159H186L187 157H186ZM205 152V153H204ZM231 152V151H230ZM229 152V154H231V155H235V153H233V152H231L230 153ZM240 152H241V150H240ZM14 153V152H13ZM12 153V154H13ZM46 153V154H45ZM64 153V154H63ZM75 153H76V155H75ZM81 153H84V154H81ZM92 153V154H91ZM128 153V154H127ZM171 153V154H170ZM180 153V154H181ZM41 154H43L45 157H41V158H43L41 161H40V155ZM69 154V155H68ZM75 156H74V155ZM79 154V155H78ZM86 154V155H85ZM96 154V155H95ZM150 155H153V153L151 154V153H149ZM166 154H165V156H166ZM172 154V157H169L168 155V157L169 158H167V160L168 161H171L173 158H174V155ZM180 154H178L179 156H180ZM206 154H207V156H206ZM210 154V155H209ZM237 154H238V152H237ZM37 155H38V157H37ZM52 155V156H51ZM55 155V156H54ZM85 155V157H83V156ZM87 155H91L92 157H89V159H88V156ZM95 155V156H94ZM101 155V156H100ZM163 155H164V153H163ZM190 155L191 156H193L192 155V153H190ZM233 155V156H234ZM42 156V155H41ZM59 156V155H58ZM62 156H60V157H62ZM71 158V156H72V158L70 159V160H68L69 159V157ZM79 156V157H78ZM82 156V157H81ZM103 156V157H102ZM199 156H197V157H199ZM226 156V157H225ZM251 156V155H250ZM259 157V154H255V156L254 155H252V158H250V159H252V160H256L258 157ZM64 157H62V158H64ZM76 157H78V158H76ZM150 157V156H149ZM162 157V156H161ZM176 157V156H175ZM181 157V156H180ZM180 157H177V161H179V159L178 158H180ZM181 157V158H182ZM189 157V156H188ZM202 157H200V158H202ZM206 157V158H205ZM207 157H209V158H207ZM213 157V158H212ZM74 158V159H73ZM151 158H152V161H153V156H151ZM165 157H162V159H163V161L164 160H166V159H164ZM181 158H180V161H181ZM190 158H192V157H190ZM199 158V159H200ZM212 158V159H211ZM227 160H226V159ZM45 159V161H43V162H46L47 160ZM94 159V160H93ZM96 159V160H95ZM101 159V160H100ZM162 159H159L161 162H162ZM169 159H171V160H169ZM174 159H176V158H174ZM174 159H173V161H174ZM215 159V160H214ZM218 159V160H217ZM226 161H225V160ZM16 160V161H15ZM49 160H51L50 158H49ZM82 160V161H81ZM183 160V159H182ZM203 160L201 159V165H204V164H202V162H203ZM212 160H214V162L212 161ZM39 161V162H38ZM53 161V160H52ZM168 161H166V164L164 163V165H165V167L164 168H167V170L169 169V167L167 166V162ZM208 161H212V162H210V163H212V164H209V162ZM218 161H220V163L221 164H219L218 163ZM224 161V162H223ZM4 162V163H3ZM8 162V163H7ZM49 162H51V161H49ZM99 162H97L98 164H99ZM146 162V161H145ZM159 162V161H158ZM165 162V161H164ZM186 162V161H185ZM6 163V164H5ZM24 163V164H23ZM42 163V164H41ZM65 163V164H64ZM92 163V162H91ZM94 163V164H95ZM150 163V162H149ZM148 162H147V164H149ZM156 163V162H155ZM163 163V162H162ZM162 163H158V165L160 164H162ZM170 163V162H169ZM171 163H173L172 161H171ZM178 163V165L179 164H181V168H179L180 170L182 169V163H184V161L181 163V162H177ZM177 163H175V164H177ZM263 163V162H262ZM5 164V165H4ZM98 164H96V165H98ZM145 165H147L146 163H144ZM259 164V163H258ZM4 165V166H3ZM100 165V164H99ZM153 165H155V164H153ZM170 165V164H169ZM209 165H211V166H209ZM3 166V167H2ZM150 166H152V165H147V167L146 168H142V167H140V169L142 168V169H147V172H148V177H149V174L151 173L148 169H150L151 170V168H149ZM156 166H157V163H156ZM254 166V165H253ZM158 167V166H157ZM177 167H179V166H177ZM225 167V166H224ZM23 168V169H22ZM160 168H161V170H160ZM163 167H159V168H157L158 169V171H156L157 173H159L158 175V177L160 178V175H161V177L163 178V180L164 181H167V184L169 185V187L168 186H165V184H163L164 183V181L162 180V179H160V181H158V180H155L154 178V180H152V181H154V183H155V181L157 182L158 181V184H156L158 187L162 184V186H164V187H162V186H160V188H162L163 189V191H161L160 190V188H159V190H158V194L160 193V194H163L162 196L160 195V197H158V195L156 194H154V195H152V197H151V195H149V194H153V192H154V189L155 188H157V186H155V188H153V190H151V191H153V192H150L149 190H147V192H148V197L149 198H152L151 200H144L143 201V203H141L140 204V207L135 211L134 210V212H133V210H132V212L131 213H129V214H127L126 215V217L125 218H123L124 220H121V226H119V228L117 227V229H113V230H111V228H110V226L108 227H106L105 226V224H110V220H108V222H105V221H107V217L109 216V217H111V218H116V215H119L118 214V210L116 209V207L118 208V206L119 205H122V203L121 204H119V205H116L117 204V202H122V200H124V198H125V200H129V201H131L130 199H129V195H128V191L130 190H132L133 189V187L132 186H129L130 184L128 183V184H126L125 186H124V190L119 194L118 192H120V190L118 191V189H119V187H118V189L116 190V194H119V196L118 195H116L115 193H113V198H110V201H109V198L107 199V197H106V195L104 194V192L102 191V189L103 188H105L106 186H108L109 185V183H108V180H107V178L105 177V176H103V178L101 179V180H98V181H95V179H92V177H91V179H90V177H89V180H90V184H87L89 181H88V179H87V185H86V187L84 186L83 187V185H82V187L80 186V185H78V183H75V184H73V186L75 187V186H77L76 188V190H74L73 192H72V195L70 196V195H68V197L66 198H64V199H62V197L60 198L61 200H63V201H59V203H58V205L54 202L55 201V199L53 198V196H50V195H53L52 194V186H55V181L53 180V177H51V176H46V177H44V180H45V185L44 184H42L43 186H42V189L44 190V192H42L41 194H40V196L39 197H34L33 199H32V201L34 200V202H32V203H34V204H36L38 207L40 206L41 207V205H47L46 207H54V205L56 204V207L57 208H60V216H59V214L57 215V217L59 216V217H62L61 215H63V217H64V219H65V221H71V222H69L70 223V226H71V228H72V230H73V232H71L72 230H71V228H70V233H71V235H68L69 236V238L68 239H71V238H73V239H71L72 241H69L68 243H67V240H65L66 239V237H65V239L64 240H60V242H63V243H61L62 245H60V247H59V249L61 250L60 251V253H61V255H62V257H66L67 255H65V253L67 252L68 253V255H70V253H71V251L72 250H70L71 248H73V247H75L76 246V248H78V249H76L75 248V250H77L78 251V253H77V256H78V258H79V260H83L84 259V257L83 256H90V255H88V254H90L91 252H93V251H91L90 252V250L92 249V248H94V247H100L99 245L100 244H104V242H105V240H108L107 242V244H106V242H105V244H104V246H106L104 249L103 248H100L99 249V251L97 250L98 249V247L95 249L94 248V251L95 250H97V251H95V252H97V253H100L101 251L100 250H102L103 251V254L104 255H102V253H100V254H96L95 253V256H97V255H100V258L101 257H103L104 258V256L106 257L105 259L106 260H108L107 258L109 257V260H110V258L113 256L112 254L110 255V253H108L109 251H114V249H116V244L118 243V246H117V249H116V251H117V253H118V255H117V253L115 252V255H116V257H115V260L117 261L120 257V260H118L117 261V263H115L114 261H113V264H191V263H195L196 261H199L200 259H201V257H207V256H212V254H214V253H216L217 251H216V247H217V250H218V248H219V245L220 246H226V245H229V246H233V247H240L242 250L244 249V251L246 250L245 248H246V246H248V245H245V247L243 246L244 244H248V243H259V242H263L264 241V196H263V194H264V185H263V182H261L262 181V179L264 180V178H262V177H264V172H262V171H264V164H259L258 166H254V167H252L251 166V168L252 169H250V167H247V168H249L248 170L247 169H245V167H244V169L242 168V170H243V172L245 171L246 172V175H244V179H246V181H247V183L246 184H243L244 182L241 180V179H243V178H241V177H238V178H241V179H239V181L241 180L242 181V183L240 182L239 184H243V185H246L245 187H248V185L247 184H249L248 182H250L249 180H251L252 178H248L249 180H247V175H248V172H249V174H250V176L252 177H261V179H260V182L262 183V185H263V188H261V185H260V189H261V191L260 190H258V188L256 189V190H258L257 191V196H256V200H257V202H256V200L254 201V204H255V206H251L250 205V202L248 201V203H249V205L252 207L251 208V210L252 211H250V213L248 212V208H245V207H247V206H244V207H242V208H245V209H247V210H245V209H243V212H242V210L240 209V211L242 212H239V213H237V217L235 218V215L234 216H232L234 219H230V220H234L235 221V219H243V224H245V222H246V224L245 225H242V223L241 224H239V225H236V224H234L233 223V225H236V228L238 227V226H243L242 228L241 227H238V228H241V229H238V230H234V228L233 227H231L230 226V228L232 229V230H234V232L229 228V224L227 225L226 224V226H227V228L226 227H223V226H221V228H219L220 226H218L217 227V223H216V221H218V219H220L218 216V218L216 219V217L215 218H209L210 217V215H211V217H213V216H215L214 215V211H211L210 209H212L213 208V210H215L216 211V214L217 213H219L220 211H227L228 209H226V206L229 208L230 206H231V204L232 205H234L233 207H235V208H237V206H238V210L237 211H239V208H241V206H243L242 204H241V202L244 200V202L246 203V201H247V199L246 198H249L247 195H244L245 193L247 194V192L245 191L244 192V194L243 193H239V191H238V189L241 191V187H243L242 185H239L238 184V186L237 185H235V184H237V182H239V181H237L236 182V180H235V177L232 175V173L230 174L231 175V178H232V176L234 177V181L236 182H234V181H232L233 182V184L236 186H233V185H231V186H233L234 187V189H235V191H238V192H235V193H237V194H235L234 192H233V195H235V196H232V194L231 193H229V191H227V189H223V191H225V194H226V196H228L229 198H228V200L227 201H222V200H224V199H220V198H218V199H216V202H218V203H216L215 202V205H212V204H210L211 203V201H212V203L214 202L213 200H208L209 201V204H208V202H207V204L206 203H204V205L206 204V206H207V209L208 210H210V212L205 208V210H207V212H209L208 214H207V212L206 211H203V212H206V214L205 213H203V215H200L201 217L200 218H196L195 217V215L193 214V213H191V215H193L194 216V220H192L191 218L193 217H191L190 218V220H189V218L188 219H184V221H179L181 218H179L178 217V215L180 216V214H179V212H181V213H183V211H184V209L185 208H183L184 206H182V205H185V207H186V204H188V203H186V202H189V198L186 196L187 194H189L190 192L188 191V188L190 187H188V188H186L187 189V192H185V197H187L186 199H184L183 198V204L180 206V203H182V198H181V200H179V202H177V199L175 200L178 204L176 205V203H175V201H174V199H175V196L179 193L178 192V190H177V192L174 190V189H177V188H179L180 187V189H181V187L183 188V190L185 189L182 185H186V184H183L182 182H183V179H184V182L185 181H187V180H185V177L182 179V178H179L180 177V173H178L177 175H176V173H177V171H179V169H177V170H175V169H173V167H170V169L172 168L173 169V173H174V170L176 171V173L174 174L176 177H177V179H175L176 177L175 176H171L169 179H167L168 178V173H166V172H168V171H166V169H164ZM204 168V167H203ZM203 168H202V170L201 171H203ZM208 168V169H209ZM212 168H210L209 170L207 169V168H205L204 169V171L205 170H208V171H210ZM254 168V169H253ZM2 169V170H1ZM18 169V170H17ZM30 169V170H29ZM65 169L66 170H68V172L69 173H66L65 172ZM80 169H82V168H80ZM140 170V172L141 171H144V170ZM153 169V168H152ZM154 169H155V167H154ZM153 169V172L155 171ZM170 169H169V172H170V174H172L171 172H172V170L170 171ZM238 169V168H237ZM28 170V171H27ZM73 170V169H72ZM72 170H70V171H72ZM107 170V169H106ZM164 170V171H163ZM220 170H221V172H220ZM226 170V171H225ZM224 171L225 172H228V168L227 169H225ZM15 171H16V173L17 172H19L20 174H18L19 176H23L22 178H24V176H26V179H24V181H29L28 183H26L25 182V184L23 185L22 184V178H20L19 180H17V181H14L13 179H12V181H13V183H12V181L11 180H9V178H11L12 176H13V174L15 173ZM36 171V172H35ZM40 171H42L41 169H40ZM80 172H81V175L82 176H80V179L81 178H85L86 177V174H85V176H84V173H86V172H84V170H79ZM86 171V170H85ZM182 171V170H181ZM180 171V172H181ZM198 171H199V169H198ZM207 171V173L208 174H206V175H209V173H211V172H208ZM215 171H216V169H215ZM214 171V172H215ZM239 171L241 172V170L239 169ZM238 171V172H239ZM248 171V172H247ZM14 172V173H13ZM107 172H109L108 170H107ZM156 172H155V174H153L155 177L157 176V174H156ZM213 172V171H212ZM237 172V175L240 173H238ZM261 174H260V173ZM89 173V172H88ZM105 173V172H104ZM137 173H139V172H137ZM145 173V177L146 178H148L147 177V175H146V172H144ZM198 173L199 172H197V174H194L195 176L194 177H192V181H191V183H189L190 185H191V187H190V189H192V192H193V194H191L190 193V195H192V196H195L194 197V200L193 201H195L196 200V198H199V196L197 195V194H200V193H195L196 191H194V190H197V189H200L199 188V186H198V184H197V186L195 185L196 183L195 182H193L194 180L196 181H198V179H200V178H205V177H201V176H203L202 174L200 175V177L198 176ZM203 173V172H202ZM230 173V172H229ZM228 173V174H229ZM259 173V174H258ZM205 174V173H204ZM213 174H215V176H217V173H213ZM224 174V173H223ZM241 174V173H240ZM244 173H242V175H243ZM12 175V176H11ZM62 175V177H65V176H63ZM139 175H140V173H139ZM143 175V173H141V176ZM163 175H166L167 176V178H166V176H165V179H164V176ZM182 175V174H181ZM229 175V176H230ZM236 175V176H237ZM263 175V176H262ZM11 176V177H10ZM78 176V175H77ZM76 176V177H77ZM88 176V175H87ZM141 176H139V177H141ZM151 176V175H150ZM153 176V177H154ZM184 176V175H183ZM210 176H212L213 178L215 177V176H213L212 174H210ZM250 176H248V177H250ZM32 177H34L35 178V180H34V182H33V179H31L32 180V182H31V180H30V178H32ZM51 177V178H50ZM101 177V176H100ZM99 177V178H100ZM139 177L138 176H135V177H133V178H137L136 179V181L138 180H141L143 177H141L140 179H139ZM144 177V179H142L143 180V182L141 183V182H139V186H138V184H137V186H138V190H140V188L142 187L143 188V186H141L140 187V185L141 184H146L147 182V180L149 179H147L146 181H145V178ZM195 177H197L198 179H196ZM207 177V176H206ZM220 177V176H219ZM227 178H228V176H226ZM28 178V179H27ZM47 178H49V179H47ZM78 178V177H77ZM98 178V177H97ZM97 178H96V180H97ZM98 178V179H99ZM106 178V179H105ZM230 178V177H229ZM238 178H236V179H238ZM254 178L252 179L254 182L258 179V181H259V178H255L256 180H254ZM79 179V178H78ZM79 179V180H80ZM103 179H105V180H103ZM156 179H158L157 177H156ZM167 179V180H166ZM175 179V180H174ZM181 179V180H180ZM194 179V180H193ZM206 179V178H205ZM212 179V178H211ZM92 180V181H91ZM133 181H134V179H132ZM141 180V181H142ZM168 180H169V182H168ZM180 182H179V181ZM208 180L210 181V179L208 178ZM216 180L217 181H219L217 178H216ZM230 180V179H229ZM251 180V182L250 183H252L253 181ZM10 181V182H9ZM38 182V184H37V182ZM48 181V182H47ZM54 183H53V182ZM137 181V182H138ZM148 181H150V180H148ZM173 181V182H172ZM176 181V182H175ZM213 181H215V179L213 180ZM226 181V180H225ZM18 182H20V183H18ZM35 182H36V184H35ZM49 182H52V183H49ZM79 182V181H78ZM159 182H163V183H159ZM178 182V183H177ZM188 182V181H187ZM199 182V181H198ZM205 182H206V180H205ZM220 182V181H219ZM229 182V181H228ZM254 182L252 183V185H257V184H254ZM257 182V181H256ZM259 182V183H260ZM151 181L149 182V183H147L148 185H149V187H148V185L146 184V186H147V189L148 188H150L151 187ZM166 183V182H165ZM195 183V184H194ZM200 183V186H202V184H204V183H201V182H199ZM214 183V182H213ZM8 184H10V185H8ZM52 186H51V185ZM182 184V185H181ZM193 184V185H192ZM232 184V183H231ZM177 185H179L178 187H177ZM181 185V186H180ZM194 185L196 186V188L197 189H194L195 187H194ZM217 185H218V183H217ZM225 185V184H224ZM47 188H46V187ZM73 186L70 188V189H73ZM110 186H112L113 187V185H110ZM145 186V187H146ZM44 187V188H43ZM56 187V186H55ZM59 187H61V185H57V188H59ZM121 187V186H120ZM130 187H131V189H130ZM140 187V188H139ZM144 187V188H145ZM152 187H154L153 185H152ZM186 187H187V185H186ZM224 188H227V186L225 187V186H223ZM230 187V186H229ZM239 187V188H238ZM245 187H243V188H245ZM252 187L253 186H251V190H252ZM255 187H259V185L258 186H255ZM30 188V189H29ZM54 188V187H53ZM56 188V189H57ZM110 189H111V187H109ZM113 188H117V187H113ZM122 188V187H121ZM120 188V189H121ZM143 188V189H144ZM254 188V187H253ZM35 189H37V188H35ZM46 189V190H45ZM55 189V188H54ZM64 186H63V188L61 187V188H59V189H57V191L58 190H60V192H63L64 190H66L67 188H65L64 190ZM128 189V190H127ZM143 189H141V190H143ZM168 189H172L173 190V194L171 193L172 191H168ZM189 189V190H190ZM194 189V190H193ZM232 189V188H231ZM231 189H229V190H231ZM250 189V188H249ZM248 189V190H249ZM43 190H41V191H43ZM63 190V191H62ZM104 190V189H103ZM106 190V189H105ZM122 190V189H121ZM137 190V191H138ZM164 190H166V191H164ZM72 190H70V192H71ZM110 191H114V189H111ZM129 191V192H130ZM146 190L144 189V191L142 192V193H146L145 192ZM156 191H157V189H156ZM210 191H213V190H210ZM220 191H222V190H220ZM226 191H227V193H229V195H227V193H226ZM244 191V190H243ZM59 192V191H58ZM66 192V191H65ZM68 192V191H67ZM115 192V191H114ZM150 192V193H149ZM163 192V193H162ZM168 192V193H167ZM175 192L177 193L176 195H174L175 194ZM183 191L181 190L180 191V193L179 194H181ZM198 192H199V190H198ZM231 192V191H230ZM20 193H22V194H20ZM64 193V192H63ZM110 193V192H109ZM126 193H127V196H126ZM132 193V192H131ZM130 193V194H131ZM141 192H139V195L140 194H142ZM167 193V194H166ZM220 194V192H217V194ZM241 195H239V194ZM260 193H261V195H260ZM44 194V195H43ZM59 194H62V193H59ZM68 194V193H67ZM69 194H71V193H69ZM117 196H115V195ZM170 194V195H169ZM212 194V193H211ZM214 194H216V193H214ZM213 194V195H214ZM218 194V195H219ZM18 195V196H17ZM22 195V196H21ZM143 195V197H141L142 198V200L145 198V195L144 194H142ZM168 195V196H167ZM182 195H183V193H182ZM184 195H183V197H184ZM189 195V197L191 198V196ZM197 195V196H196ZM242 195H244V196H246V198L245 197H242ZM61 196H66V194H64V195H61ZM70 196V197H69ZM116 198H115V197ZM123 196H126V197H124V198H122ZM146 196V197H147ZM166 196H167V198H166ZM170 196V197H169ZM171 196H173L174 197V199H173V201L174 202H172L171 200H169L170 202H171V205L169 204L168 206H167V203H166V205L162 202V201H166V200H168V198L169 199H171ZM180 196V195H179ZM217 196V195H216ZM222 197L224 196L223 194L221 195ZM231 196H232V199L235 197V199L237 198V197H240V198H238V199H241L242 198V201L240 200L239 201V203H238V200L237 201H235V199H234V201L233 202H230V206L228 205V203H229V201H231V200H229L230 198H231ZM47 197H48V199H47ZM52 197V198H51ZM131 197V196H130ZM148 197H147V199H148ZM165 197V198H164ZM181 197V196H180ZM221 197V198H222ZM44 198H46V201L44 200ZM88 198H89V200H88ZM132 198V197H131ZM134 198V197H133ZM164 198V200H162ZM246 200H245V199ZM53 199V200H52ZM59 199V200H60ZM91 199H92V201H93V204H91L92 203V201H91ZM107 199V200H106ZM187 199H188V201H187ZM192 199H193V197H192ZM220 199V200H219ZM259 199V200H258ZM23 200V199H22ZM43 200V201H42ZM106 200V201H105ZM121 200V201H120ZM124 200V201H125ZM127 200V201H128ZM139 200V199H138ZM141 200V201H142ZM161 200V201H160ZM186 200V201H185ZM191 200V199H190ZM219 200V201H218ZM40 201V202H39ZM41 201H42V203H41ZM50 201V202H49ZM86 201H90L89 202V205H88V203H86L85 205L86 206H82V207H84V209H85V207L87 208L88 206H92L93 207V210L92 211H90V213H85L84 212V210H83V212L82 211H80L79 210V208H81L80 207V205L82 204V203H84V202H86ZM108 201V202H107ZM134 200H132V202H133ZM147 201H148V203H147ZM192 201V200H191ZM192 201V202H193ZM198 201H199V199H198ZM251 201V200H250ZM260 201H263L262 203H263V205H262V203L260 202ZM16 202V203H15ZM37 202V203H36ZM39 202V203H38ZM52 202V203H51ZM62 202V203H61ZM71 204H70V203ZM167 202V201H166ZM192 202H189V204H191L190 206H189V204L187 205V210L188 211H190L189 209H191L192 208V205H193V207H196V206H194V203L192 204ZM203 202V201H202ZM201 202V204H203ZM223 202L225 203V205L224 206H222L223 205ZM235 202H237V203H235ZM50 203V204H49ZM55 203V204H54ZM102 203V204H101ZM125 203V202H124ZM123 203V206H128V204L126 203V204H124ZM139 203H140V200H139ZM148 205H146V204ZM159 203V204H158ZM161 203V204H160ZM169 203V202H168ZM173 203V204H172ZM175 203V204H174ZM196 203V202H195ZM227 203V204H226ZM233 203H235V204H233ZM245 203H244V205H245ZM16 204V205H15ZM21 204V205H20ZM39 204V205H38ZM49 204V205H48ZM54 204V205H53ZM91 204V205H90ZM130 204H132V203H130ZM129 204V205H130ZM153 204V205H152ZM200 203H199V205H201ZM218 204V205H217ZM257 204V205H256ZM258 204H260V205H258ZM18 205H20L19 207H17V209L19 208V210H17L16 209V206H18ZM61 205V206H60ZM63 205V206H62ZM70 205H72V206H70ZM162 205H163V207H162ZM165 205V206H164ZM195 205H198V204H195ZM198 205V206H199ZM203 205V206H204ZM212 205V206H211ZM219 205L221 206V207H223V208H221V207H219ZM246 205H247V203H246ZM248 205V206H249ZM94 206H95V208H94ZM167 206V207H166ZM181 207L182 208V210H181V208L179 209V207ZM211 206V207H210ZM240 206V207H239ZM249 206V207H250ZM259 206V207H258ZM36 207V206H35ZM37 207V208H38ZM45 207V208H46ZM56 207H54V210H55V208ZM67 207H69V208H67ZM77 207V208H76ZM79 207V208H78ZM142 207H144V208H142ZM146 207V208H145ZM205 207V206H204ZM215 207H216V209H215ZM232 207V206H231ZM142 208V209H141ZM157 208V209H156ZM189 208V209H188ZM221 208V209H220ZM234 208V209H235ZM256 208V209H255ZM22 209V208H21ZM24 209V208H23ZM22 209V210H23ZM61 209H63V210H65V212L63 213L62 212V210ZM69 209V210H68ZM90 209H91V207H90ZM114 209H115V211H114ZM146 209V210H145ZM193 209V208H192ZM219 209V210H218ZM260 209V210H259ZM139 210V211H138ZM141 210V211H140ZM143 210V211H142ZM187 210L185 209V211L187 212ZM250 210V209H249ZM253 210H254V213H253ZM40 211V212H39ZM57 211H59L58 209H56V211H53V214H54V216L56 217V215H55V213H57ZM192 211H194V210H191L190 212H192ZM42 212V213H41ZM62 212V213H61ZM87 212H89V209H88V211ZM114 212H117V213H114ZM214 212V213H213ZM244 212H246L247 214L249 213V215H250V217L249 218H245V215L243 214ZM34 213V214H33ZM50 213H52V212H50ZM67 213V214H66ZM69 213V214H68ZM189 213V212H188ZM222 213V212H221ZM252 213V214H251ZM115 214V215H114ZM185 214V213H184ZM242 214H243V216H242ZM246 214V215H247ZM28 215V216H27ZM38 215L40 216V217H38ZM67 215V217H65V216ZM115 216V217H112V216ZM149 215H150V217H149ZM20 216V217H19ZM27 216V217H26ZM204 216V217H203ZM207 216H209V217H207ZM239 216H240V218H239ZM248 216V215H247ZM255 216H256V218H255ZM30 217V218H29ZM62 217V218H63ZM119 217V216H118ZM205 217H207V218H205ZM243 217V218H242ZM257 217L259 218V219H257ZM26 218H28V220L29 221H26ZM61 218V219H62ZM89 218H90V220L92 219L93 220V222H95V224H97V226L99 227L100 226V231L98 230V232H97V230H92V231H89L88 229H90V224H88V221L89 222H91L90 220H89ZM178 219V221H176V219ZM195 218H196V220L197 221H195ZM205 218V219H204ZM246 219V221H244L245 219ZM263 218V219H262ZM37 219V220H38ZM54 219V218H53ZM68 219V220H67ZM95 219H97L98 220V222L100 221V224L101 225H99V223L98 222H96V221H94ZM106 219V220H105ZM109 219V218H108ZM133 219V220H132ZM137 220V219H139L138 221H135V220ZM206 219H207V221H209L208 223H211L212 222V224H208L207 223V221H206ZM211 221H210V220ZM241 219L240 220H236L235 222H242L241 221ZM3 220V221H2ZM104 220V221H103ZM112 220V219H111ZM116 220V219H115ZM135 221V223L134 222H132V221ZM169 220L171 221L172 220V222L170 223L169 222ZM182 220V219H181ZM186 220H188L186 223H188V225H186L185 224V221ZM213 220H216L215 222L213 221ZM230 220L228 221V222H230ZM248 220V221H247ZM251 220H252V222H251ZM57 221H59V218H58V220ZM63 221V220H62ZM141 221V222H140ZM194 221H195V223H194ZM233 221V222H234ZM250 221V222H249ZM60 222V221H59ZM58 222V223H59ZM73 222H74V224H73ZM101 222H103V223H101ZM123 222V223H122ZM129 222L131 223V224H129ZM137 222L138 223H140V224H142V225H140V224H138L137 225ZM182 224H181V223ZM184 222V223H183ZM191 222H193V223H191ZM198 222V223H197ZM201 222H202V224H201ZM207 224H206V223ZM214 222V223H213ZM250 223V225H249V223ZM53 223H56V219L54 220V222H52V224ZM198 225H197V224ZM206 225V226H204V227H206L207 228V226L208 227H210V229L209 228H207V229H205L202 225H204V224ZM215 223H216V225H215ZM219 223V222H218ZM30 224H28L29 226V228H31L32 226H30ZM52 224H50V225H48L49 227L52 225ZM103 224V225H102ZM174 224H175V227H174ZM179 225V227L180 228H184L185 230V232L183 231V234L181 233H179L178 232V230H181L179 227H178V225ZM191 226H190V225ZM216 226H214V225ZM263 224V225H262ZM9 225L7 226V225H0V264H28V263H31V264H38L39 263V260H46V261H49V262H51L50 261V257L47 255L48 254V252L47 251H45V252H43V253H41V255L38 253V251H37V253L35 254V250L34 249H32V250H34V252L31 250V249H29V247L31 248L32 247V245L30 246L29 245V241H31V240H29V239H32V238H29V237H27V235H31L32 233L31 232H28L27 231V233H26V237H27V239L28 240H26V241H28V247L26 246L27 244H26V242H25V244H23L21 247H20V249L18 250L19 252H16L15 254L16 255H14L13 254V256L11 255V251H9V250H11V248H13L14 247V244H12L11 242L10 243H8V244H6V243H4V242H6V236H4L5 234L2 232L3 231V229H4V231H6V229L7 228H5V226L6 227H8L9 228V233L10 232H12V231H10V230H12V227L10 228L9 227ZM27 225V224H26ZM57 225V224H56ZM148 225V226H147ZM172 225V226H171ZM182 227H181V226ZM199 225L200 226H202L200 229H199ZM53 226V225H52ZM51 226V228L52 229H54V227H55V225L52 227ZM103 226H105L106 228H108V229H106V228H104ZM129 226V227H128ZM136 226V227H135ZM141 226V227H140ZM143 226V227H142ZM147 228L146 229V231H148V232H145V227ZM167 226V227H166ZM171 226V227H170ZM225 226V225H224ZM257 226H259V227H257ZM262 226V227H261ZM2 227V228H1ZM86 227L88 228V229H86ZM103 229H102V228ZM133 227L135 228V229H133ZM139 227V228H138ZM152 227V228H151ZM171 229H170V228ZM173 227V228H172ZM186 227H187V229H186ZM190 227V228H189ZM197 227V228H196ZM223 227V228H222ZM250 227V228H249ZM13 228V229H14ZM83 228V229H82ZM91 228H93V227H91ZM109 228H110V232H109ZM143 228V229H142ZM177 228H179V229H177ZM246 228V229H245ZM107 230V231H105V230ZM140 229H142L143 231H140L139 232V230ZM151 229V230H150ZM167 229V230H166ZM175 229V230H174ZM193 229V231H191ZM197 229V230H196ZM198 229H199V231H200V233H199V231H198ZM216 229V230H215ZM220 229V231H218ZM225 229V230H224ZM228 229V230H227ZM248 229V230H247ZM261 229V230H260ZM45 230H47V229H40V230H38V231H36L35 233L39 236H42L46 231ZM49 230V229H48ZM47 230V231H48ZM51 230V229H50ZM49 230V231H50ZM57 230V229H56ZM91 230V229H90ZM101 230H103V231H101ZM142 235H140L137 231ZM158 230V231H157ZM174 230V231H173ZM195 230L199 233V238L200 239H202V237H200V235H204L203 236V238H204V240H206V242H207V245L205 244L204 246L205 247H202L203 245L201 244V243H199V244H201V246L200 247H202V248H200L199 247V244L196 242V241H198V236H197V232H195ZM206 230H208L207 232H209V233H207L206 232ZM215 230V231H214ZM246 230H247V232H246ZM252 230V231H251ZM259 230V231H258ZM52 231H54V230H52ZM162 231V232H161ZM165 231H166V234H163V236L162 235H160V233L162 234V233H165ZM201 231L203 232L204 231V233L203 234H201ZM245 231V232H244ZM261 231V232H260ZM76 232V233H75ZM97 232V233H96ZM106 232V233H105ZM152 232H155L156 234V236H153V237H150L151 235H154L153 233L151 234ZM157 232H159V233H157ZM179 234H178V233ZM191 232V235H192V237H191V235L189 234ZM211 232H214L213 234L211 233ZM254 232H256V234L254 233ZM6 234H8V232H5ZM31 233V234H30ZM73 233H74V235H73ZM87 233V234H86ZM147 233H149V236H148V234ZM232 233V234H231ZM234 233V234H233ZM235 233H237V234H235ZM23 234V233H22ZM76 234V235H75ZM136 234H137V236H138V234H139V236L142 238V239H144V240H148L149 239V237H150V244H148V241H145L144 242V240H142V239H140V237L138 236H136ZM147 235V237H146V235ZM176 234V235H175ZM187 234H189V236H187ZM208 234V235H207ZM209 234H211V235H209ZM218 234H220V235H218ZM229 234V235H228ZM245 234V235H244ZM247 234V235H246ZM251 234V235H250ZM23 235H25V232H24V234ZM33 235L34 234H32V236L31 237H33ZM78 235V236H77ZM80 235H81V237H80ZM98 235H99V237H101L102 239H103V241L101 240V238H99L98 237ZM158 235V236H157ZM178 235V236H177ZM180 235V236H179ZM181 235H183L182 236V238H181ZM206 235H207V237H206ZM239 235V236H238ZM71 236V237H70ZM83 236H85V237H83ZM134 236V237H133ZM143 236H145V238L143 237ZM169 236V237H168ZM197 236V237H196ZM215 236V237H214ZM37 237V236H36ZM76 237V238H75ZM133 237V238H132ZM136 237V239H134ZM155 237H156V239H155ZM159 237V238H158ZM161 237L163 238V239H161ZM167 237V238H166ZM184 237V238H183ZM186 237H189V239L191 238L192 239V242L191 241H188V242H186V239L188 240V238H186ZM193 237H196L197 239H195L194 241H193ZM210 237V238H209ZM240 237V238H239ZM34 238V237H33ZM78 238V239H77ZM124 238V239H123ZM152 238H153V240H152ZM218 238V239H217ZM239 238V239H238ZM97 239L98 240H101L102 241V243H101V241H98L97 242V244L98 243H100L99 245H97V246H95L96 245V241H97ZM134 239V240H133ZM161 239V240H160ZM181 239V240H180ZM190 239V240H191ZM23 240H24V238H23ZM73 240H74V246H73ZM87 240V241H86ZM111 241V243H110V241ZM115 241V247H114V249H110V247L111 246H109L110 244H112L113 242L112 241ZM131 240V241H130ZM136 240V241H135ZM142 240V242H140V244H139V246H138V243L139 242H137V241H141ZM156 240H158V242L156 241ZM165 240V241H164ZM203 240V239H202ZM201 240V241H202ZM212 240H213V242H212ZM216 242H215V241ZM225 240V241H224ZM231 240V241H230ZM2 241H3V243H2ZM8 242H9V240H7ZM76 241H77V243H76ZM85 243H84V242ZM119 241V242H118ZM153 241H156V242H153ZM159 241H160V243H159ZM166 242V244L164 243V242ZM172 242V244H171V242ZM177 241H178V243H177ZM229 241V242H228ZM23 242V243H24ZM83 242V243H82ZM117 242V243H116ZM134 242H136L135 244H134ZM153 242V243H152ZM195 242V243H194ZM199 242V241H198ZM212 242V243H211ZM70 243V244H69ZM83 245V247L81 246V244ZM88 243V244H87ZM142 243H145L144 245L142 244ZM170 243V244H169ZM177 243V244H176ZM189 243V245H187ZM191 243V244H190ZM193 243H194V245H193ZM226 243V244H225ZM3 244V245H2ZM121 244V245H120ZM132 244H134V245H132ZM142 244V245H141ZM157 244H165V247H167V248H165L164 246L162 247V246H160V245H156ZM168 244H169V246H168ZM175 244V245H174ZM215 244V245H214ZM4 245H6V246H4ZM66 245V246H65ZM72 245V246H71ZM85 245V246H84ZM101 245V247H104V246H102ZM114 245V244H113ZM128 245H129V247H128ZM138 246V248H137V246ZM147 245H148V247H147ZM171 245V246H170ZM192 245V246H191ZM4 246V250H3V248L2 247ZM13 246V247H12ZM79 246H81L83 249H81V248H79ZM94 246V247H93ZM121 247V248H123V249H125L124 250V252L122 251L121 252V248H118V247ZM123 246V247H122ZM131 246H133L135 249H133V251H131L132 249V247ZM136 246V247H135ZM141 246V247H140ZM153 246V247H152ZM156 246V247H155ZM158 246H160L161 248H162V251L163 250H168V252L166 253V252H162L161 251V248H159ZM181 246V247H180ZM183 246H185V247H183ZM196 246V247H195ZM210 246V247H209ZM7 247H8V249H7ZM10 247V248H9ZM27 247V248H26ZM68 247H70V248H68ZM84 247H86L85 249H84ZM107 247H108V250L109 251H106V253L104 252L105 250H107ZM127 247V248H126ZM145 247H147L146 249H148V251H145L146 249H145ZM170 247V248H169ZM193 247V248H192ZM194 247H195V249H194ZM212 247V248H211ZM215 247V248H214ZM244 247V248H243ZM6 248V249H5ZM22 248V249H21ZM25 250H24V249ZM33 248V247H32ZM37 248V247H36ZM87 248H89V249H87ZM140 248H142L141 250H140ZM151 248H153V250H154V248H156V251H158V249H159V252H156L155 250L153 251ZM158 248V249H157ZM165 248V249H164ZM203 248H205V249H207V250H203ZM29 249V250H28ZM38 249V248H37ZM120 249V250H119ZM144 249V252L142 251ZM174 249V250H173ZM190 249H191V251H193V252H191L190 251ZM213 251H212V250ZM74 250V249H73ZM93 250V249H92ZM136 250V251H135ZM195 250V251H194ZM211 250V251H210ZM86 251V252H85ZM142 253H144V254H142ZM152 251V252H151ZM160 251H161V254L159 255V258L157 257L158 255L157 254H159L160 253ZM174 251V252H173ZM196 251H198V252H196ZM208 251V252H207ZM32 253V257H31V253ZM73 252H75V251H73ZM80 252V253H79ZM84 252V253H83ZM121 252V254H123V256L120 254V257H119V253ZM127 252V253H126ZM130 252V253H129ZM145 252H148L149 253V255L147 254V253H145ZM153 252L155 253V254H153ZM201 252V253H200ZM213 252V253H212ZM243 252V251H242ZM8 253V254H7ZM21 253V254H20ZM30 253V254H29ZM66 253V254H67ZM86 253H88V254H86ZM94 253V252H93ZM91 254V255H94V254ZM138 253H140V254H138ZM172 253H173V255H172ZM194 253V254H193ZM27 254V255H26ZM35 254V255H34ZM37 254H39V256L37 255ZM43 254V255H42ZM64 254V255H63ZM83 254V255H82ZM127 256H126V255ZM145 254H146V257H145ZM151 254V255H150ZM165 254H166V256H168V257H170V258H168V257H166L165 256ZM197 254V255H196ZM204 254V255H203ZM30 255V256H29ZM33 255H34V257L36 258H34L33 257ZM60 255V256H61ZM129 255H131L130 257H129ZM155 255V256H154ZM194 255V256H193ZM200 255V256H199ZM230 255V253H225L224 254V256H222L223 258L222 259H224L226 256H229ZM11 256V257H10ZM38 256V257H37ZM41 256V257H40ZM118 256V257H117ZM140 256V257H139ZM143 256V257H142ZM152 256H153V258H152ZM162 256V257H161ZM163 256H165V257H163ZM171 256H172V258H171ZM178 256V257H177ZM197 256V257H196ZM25 257H27V259H25ZM40 257V258H39ZM138 257V258H137ZM230 257V256H229ZM30 258H31V260H32V258H33V263H32V261L30 260ZM103 258H101L100 260L98 259L97 261H99L98 262V264L100 263H102V262H104V263H102V264H108V262L105 260V259H103ZM118 258V259H117ZM128 258V259H127ZM131 258V259H130ZM145 260H144V259ZM147 258V259H146ZM151 258L154 260V261H152L151 260ZM163 258V259H162ZM199 258V260H197ZM85 259H86V261L88 262V260H87V257H85ZM158 259V260H157ZM167 259V260H166ZM227 259H228V257H227ZM5 260V261H4ZM101 260H102V262H101ZM124 260V261H123ZM134 260V261H133ZM137 260H139V261H137ZM150 260V261H149ZM155 260H157V261H155ZM194 260H196L195 262H194ZM224 260H226V259H224ZM28 261H31V262H28ZM34 261H35V263H34ZM81 261H79V264H80V262ZM85 260H83V262L85 263L86 262ZM122 261V262H121ZM133 261V262H132ZM182 261V262H181ZM190 261V262H189ZM64 262V261H63ZM63 262L61 263V264H63ZM65 262H67V261H65ZM83 262H81V264H84ZM86 262V263H87ZM146 262V263H145ZM155 262V263H154ZM176 262V263H175ZM94 264H95V261L93 262ZM92 263V261H91V264H93ZM64 264H66V263H64ZM67 264H69V262L67 263ZM70 264H71V262H70ZM97 264V263H96Z\"/></svg>",
  "mask_w": 264,
  "mask_h": 264
},
{
  "label": "bare ground",
  "instance_id": "obj_2",
  "mask_svg": "<svg viewBox=\"0 0 264 264\" xmlns=\"http://www.w3.org/2000/svg\"><path fill=\"white\" fill-rule=\"evenodd\" d=\"M0 1H2V0H0ZM7 1V0H6ZM5 1V2H6ZM9 1V0H8ZM11 1H13V0H11ZM30 1V0H29ZM35 1V0H34ZM56 1V0H55ZM59 1V0H58ZM58 1H56V2H58ZM62 1L64 2V3H66V0L64 1V0H60V2L62 3ZM73 1V0H72ZM75 1H77V0H75ZM79 1V0H78ZM80 1H82V6H84L85 5V3L83 2V0H80ZM87 1V0H86ZM89 1H92V0H89ZM93 1H97V0H93ZM105 1V0H104ZM118 1H119V5L117 6L118 8H119V10L117 9V11H116V9H115V13L117 14H115L114 16L115 17H113V14H111L112 13V11H109L108 9H110L111 10V7L112 6H114V5H117L118 4ZM120 1H122V2H120ZM127 0H110V1H107L108 2V4L106 5L105 4V2H104V5H103V1H102V5L103 6H101V8L100 7H97V9H98V11L100 10V14H103L104 13V15H103V17H102V15H101V17L99 16V15H94L93 13H90L89 15L91 16V14H93V16H94V18L93 19H91V17L89 16V15H87V14H85V11L83 12L82 10L84 9L85 10V8L84 7H82L81 5H79L80 3L78 2V4L76 3L75 4V6L74 7H72L71 5V7L73 8V12H72V14L74 13L75 15H78V17L77 18H75V17H73V16H70V15H68V13H67V17L65 16V17H62V18H58L59 20H60V22H61V20H62V22H61V24L59 25V21H58V23H57V25H59L58 26V28L56 27L55 29H57V30H59V31H55L56 33H54V34H46V32H48V31H45V29H46V24L49 22V19H50V21L52 22V20L51 19H53V18H56V14L55 13H53V12H51V13H53L52 15H51V13L49 14L50 16H52V18H46V19H48V22H47V20H45L46 22V24L44 23L43 24V22H44V20L43 19H39L40 21H38V19L37 20H35V23H34V25H32V27H35V28H37V29H35L34 28V30H32L33 31V33H29V32H25L24 34H23V36H20V38H17V40H16V42H15V44H10V46H0V56H2L1 58H0V87L2 88V90H3V86H6L5 88H4V90H3V92H2V94H1V96H5L6 94H7V92L9 93V90L7 91V87H10L11 85L13 86V85H21V89L23 90H25V89H27L28 90V86H30L29 85V83L28 82H26V83H28V85H26V84H23L22 83V81L24 80H22V77L26 74H29V72L31 73L32 71H37L38 69H39V71H40V73L42 72V75L40 76V77H36V78H34V76H33V78L35 79V81H34V83H36V84H40V86L42 85V87H41V89L44 87V86H46L47 87V85H54L55 87H57L58 86V84H57V86H56V83L57 82H59V79H60V81H62V79L64 80V81H68L69 80V82L70 81H73V82H75L76 83V81L74 80V78H77V77H75V75L74 74H77V73H79V74H81V75H79V76H81V78H84L85 77V79L86 80H84V79H81L80 77H78V79L80 80V81H82V82H80V85H78L79 87L76 89V91L77 92H74L75 90L74 89H72L73 88V86H74V84H73V82H72V84L71 85H73V86H71L70 88L68 87V86H66L67 84H69V82L68 83H65V82H63L62 84L63 85H65V87H67V88H63V89H68L69 90V92H68V90H66V93H64V95H65V97H69V98H64V95L63 96H60V97H62V99H65L64 101L66 102H62V99L61 98H59V99H61V102H60V104H63V105H61V106H65L66 105V107L69 105V107L68 108H70L71 106L70 105H72V103H71V101H70V99L73 101V99H72V97H76L77 99H79L80 98V101L82 100L83 102H84V100L86 99V100H88L89 101V103H88V105L86 104L88 101H86V105L87 106H85V105H83V106H81V108H80V104L78 105L79 106V108H78V106L76 105V104H78V102H79V100H78V102L77 101H75V99H74V103H73V105H74V109H76V107L78 108V113H79V115L76 117V115H75V112L74 111H76V110H73V105H72V110L73 111H71L70 113H74L73 115H75V117H74V121L76 120V122L75 123H77V121H79V123L83 120L82 119V116L84 117V115H87V114H89V115H91V113L90 112H92V113H98L99 112V108L100 107H103V106H105V109L107 110V111H105L104 112V110H103V114H101L102 116H100V118L101 117H104L105 118V116H106V114H108V109L110 108H106V104L108 103L109 104V102L114 98L115 100H118V98H119V100H120V98H121V101H122V99L124 100V97H125V99H126V97H129L130 96V93H129V91L130 90H134V89H136V87L137 86H139V85H137V84H135L136 82H134V80H135V78H140V77H144L145 75H146V73L148 72H146V70H151L152 72H153V70H154V72H156L157 74L158 73H160V75L163 73V70L162 69H160V70H157V69H159L160 67H161V65L162 64H158L159 63V61H161V63H165V62H167L165 65H168V66H166V67H170L172 64L175 66H178L177 64H180V66L181 65H183V66H186L187 67V64H185V62H186V59L188 60V58L189 57H193V56H196V55H198L200 52H202V46L200 45L202 42H204V39H203V41H202V38L204 37V36H207V38L208 39H210V40H213L214 42H217V41H220L221 42V40H223L224 39V37L227 39V38H229V37H232L231 35H235L234 33H239V34H237L238 36H237V38H242L243 40H249V41H251V38L253 37V36H251V32H252V28H254V27H252V26H254V25H256L257 26V24L258 23H261L262 24V21H263V19H264V16H262V14H260L258 17H254L255 15H253V16H250V14H251V12L249 11H247L248 13H250L248 16H246L247 18H243L241 21H239V20H237L238 22H236L235 24H232L228 19H226L227 17H225V15H228V14H230V15H237V16H239V14H241L242 12H244L245 11V7H247L246 6V1L247 0H238V1H240V3L241 4H243L244 3V1H245V6L243 5V7L245 8V9H243V7L241 6V4H239V3H236L235 5H234V3H232L233 4V6H232V4H231V6H232V8H230L229 7V9H225V10H221V9H223V8H221L220 9V7L219 8H217V5H219V4H221L220 2H223V0H211V1H209V2H206V3H210L209 4V6L207 7V8H205V9H201V10H199L198 11V9H200L199 7L200 6H198V9L195 7V3H194V1L192 0V1H186V0H173V1H175V3H177V5L176 4H173V5H175V7L177 8L176 10H175V12H171L172 14H170V15H167L166 17H163L162 18V15H164L163 13H162V11H164L163 10V8H164V3H165V1L163 2V1H154V0H152V1H148V4L147 5H143L144 7H140L141 9H137V10H140L141 12H136L135 10V12H136V14L138 15V13L140 14V16L137 18V17H133V19L134 18H137V20L135 21V22H132L131 24H129L128 23V20L125 22H121L120 21V17H126V15H130V10L131 9H129L128 8V4L126 5V3H128V2H126ZM177 1V2H176ZM236 2H237V0H235ZM241 1H243V3L241 2ZM254 1H257V2H255V3H258L259 5H261V4H263V1L262 0H251V2H254ZM36 2H39V1H37L36 0ZM69 2H71V1H69ZM110 2V3H109ZM126 2V3H125ZM139 2V1H138ZM150 2V3H149ZM205 2V1H204ZM249 2V1H248ZM247 2V3H248ZM35 3V2H34ZM42 3V2H41ZM60 3V4H61ZM84 3V4H83ZM134 3V2H133ZM140 3V2H139ZM198 3V2H197ZM205 3V4H206ZM43 4V3H42ZM50 4V3H49ZM52 4V3H51ZM50 4V5H51ZM56 4V3H55ZM55 4H53V6L55 5ZM72 4H74V3H72ZM123 5V6H120V5ZM131 4V3H130ZM137 4V3H136ZM251 4V3H250ZM56 5H58V3L56 4ZM62 5H63V3H62ZM100 5H101V1H100ZM133 5V4H132ZM172 5V2H169V3H165V7L166 8H172V7H174ZM249 5V4H248ZM48 6V5H47ZM52 6V5H51ZM171 6V7H170ZM255 6H256V4H255ZM262 6H264V5H262ZM21 7H22V5H21ZM50 7V6H49ZM56 6H54L53 8H55ZM62 7V6H61ZM114 7H116V6H114ZM113 7V8H114ZM203 7V6H202ZM260 7V6H259ZM30 8V7H29ZM59 8H60V6H59ZM64 8V7H63ZM83 8V9H82ZM87 8V7H86ZM250 7H248V9H249ZM11 9V8H10ZM25 9V8H24ZM35 9H37V8H35ZM34 9V10H35ZM58 9V8H57ZM97 9H95V11L97 10ZM257 9V8H256ZM38 10V9H37ZM40 11H41V13H42V10L41 9H39ZM69 10H71V8L69 9ZM161 10V16L159 17V11ZM167 10V9H166ZM172 9H170V11H171ZM251 10V9H250ZM27 11V10H26ZM46 11V10H45ZM44 11V12H45ZM55 11V10H54ZM61 11V10H60ZM60 11L58 12V11H56V12H58V13H60ZM62 11H63V9H62ZM61 11V13H60V15L63 13ZM97 11V12H98ZM223 11H226V12H223ZM257 11V10H256ZM258 11H259V9H258ZM264 11V10H263ZM24 12H25V10H24ZM50 12V11H49ZM65 12V11H64ZM87 12V11H86ZM107 12H108V14H107ZM110 12V13H109ZM157 12H159V13H157ZM246 12V11H245ZM255 12V11H254ZM253 12V13H254ZM23 13V12H22ZM27 13V12H26ZM25 13V14H26ZM29 13H31V12H29ZM28 13V14H29ZM87 13H89V11L87 12ZM99 13H97V14H99ZM195 13H197V15L195 14ZM259 13V12H258ZM262 13V12H261ZM44 14V13H43ZM42 14V15H43ZM71 14V13H70ZM95 14H96V12H95ZM111 14V15H110ZM159 14V15H158ZM193 14H195L196 16H192ZM199 14V15H198ZM205 14V15H204ZM7 15V14H6ZM49 15H46V16H49ZM54 15H56L55 17H54ZM63 15H65L64 13H63ZM107 15V16H106ZM136 15V16H137ZM246 15H247V13H246ZM258 15V14H257ZM15 16V15H14ZM17 16V15H16ZM49 16V17H50ZM89 16V17H88ZM95 16H96V18H95ZM99 16V17H98ZM110 16H112V17H110ZM203 16H205L204 18H203ZM58 17H60V16H58ZM98 17V18H97ZM195 17V18H194ZM245 17V16H244ZM24 18V17H23ZM36 18V17H35ZM100 18V19H99ZM194 18V19H193ZM213 18H215L217 21L214 23V24H211V23H207V25L204 23V21H205V19H206V21L208 22H210V20L209 19H213ZM241 18V17H240ZM2 19H3V17H2ZM4 19H5V17H4ZM21 19H22V17H21ZM26 19V18H25ZM129 19V18H128ZM181 19H183V20H185V22H183L184 24H181L180 23V21H181ZM26 20H28V19H26ZM182 20V21H183ZM204 20V21H203ZM214 20V19H213ZM131 21H133L132 20V18L130 19V22ZM181 21V22H182ZM205 21V22H206ZM9 23V22H8ZM10 23H11V21H10ZM15 24H16V22H15ZM53 24H55V23H53ZM205 24V25H204ZM260 24V25H261ZM246 27L245 29H244V31H241V27ZM258 27V26H257ZM260 27V26H259ZM139 28H141L139 31H138V29ZM137 29V30H136ZM36 30V32L34 33V31ZM50 30V29H49ZM91 30L93 31V30H96V32L95 31H93V32H95V33H93V32H91ZM184 30H185V33H183L184 32ZM255 30V29H254ZM258 30V29H257ZM257 30H256V32H257ZM5 31V30H4ZM30 31V30H29ZM51 31V30H50ZM98 31V32H97ZM41 32V33H40ZM134 32V33H133ZM180 32V33H179ZM10 33V32H9ZM9 33H7L6 32V35L8 36L9 35ZM131 33H133V35H131ZM176 33H178V35L179 34H181V35H183V36H180L179 38H178V35L176 34ZM130 34V35H129ZM173 34H176V36H177V39L176 38H172L170 35H172L173 36ZM40 35H42L43 37H44V39H42L43 41H41V43H42V45L41 46H39L38 44H40V42L37 44V42L38 41H35L36 40V38L37 37H39ZM18 36V35H17ZM16 36V37H17ZM175 36V35H174ZM236 36V35H235ZM250 36H251V38H250ZM15 37V36H14ZM4 38V37H3ZM158 40V39H160V43H159V45L157 44V46L158 47H160V48H162V50H164V49H166L167 47H169V45L167 46V40L168 41H170L171 43H175L176 41H179V40H183V42L184 43H186L185 45H187L188 44V46L186 47V48H188L187 50H184V52H185V54H177V50H175V52H176V55L175 56H173V57H171L170 55H169V52H165V53H162V52H158V51H156V52H158V53H156L155 51H154V49L153 48H155V46L153 45V44H151L153 41H155V40ZM263 39H264V35H263ZM140 40H143V42H141V44H138V41H140ZM209 40V41H210ZM254 40V39H253ZM206 41H207V39H206ZM226 41V40H225ZM232 41H233V38H232ZM248 41V42H249ZM4 42H6V41H4ZM9 42V41H8ZM159 42V41H158ZM208 42V41H207ZM228 42V41H227ZM230 42V41H229ZM252 42V41H251ZM262 42V41H261ZM3 43V42H2ZM10 43V42H9ZM12 43V42H11ZM136 43V44H135ZM173 43V44H174ZM177 43V42H176ZM180 43H182V42H180ZM253 43V42H252ZM135 44V45H134ZM203 44V43H202ZM205 45H206V43H204ZM203 44V45H204ZM222 44H223V42H222ZM253 44H255V43H253ZM253 44H252V46L251 47H253ZM133 45L134 46H136V49L133 51V50H131L130 51V48L132 47L133 48ZM177 45V44H176ZM183 45V44H182ZM217 45H218V43H217ZM221 45V44H220ZM38 46H39V48H38ZM51 46L53 47V46H56V48L58 49H56V48H54L53 50H52V48H51ZM156 46V47H157ZM165 46H167V47H165ZM179 46V45H178ZM219 46V45H218ZM227 46V45H226ZM243 46V45H242ZM43 48V49H41V48ZM47 47H50L51 48V50H50V52H51V54L49 53V55L48 54H46V52H44L46 49H47ZM181 47V46H180ZM232 47V46H231ZM244 47V46H243ZM240 47L239 46V48H237L236 50H235V52H236V54L234 55V57H233V59L231 60V64H230V66H227L226 68H228L229 69V73L230 72H234V74H235V72H236V74H235V76L233 75L232 77H234L233 79H230V80H228L229 78H227L229 75H227L226 76V78H225V76H224V74H226V71L225 70H228V69H225V67L222 69V71H220L219 70V72L217 73H215V72H213V74L214 75H212L211 73H210V76H208V75H206L207 77H209V80H211L212 82H209V83H213V85H215V86H217L218 84H223L224 85V87H225V84H226V86L228 85L229 86V83L231 84V82L232 81H237V80H240L241 78H245L246 76L247 77H249L248 76V74L246 75V74H244L242 77L241 76H238L239 75V73H240V63H242V57H243V54H244V48H247V47H249V46H247V47ZM262 47V46H261ZM260 47V48H261ZM263 48V47H262ZM40 49V50H39ZM45 49V50H44ZM152 49H153V51H152ZM155 49H158V48H155ZM169 49V48H168ZM185 49V48H184ZM226 49H228V48H226ZM171 50V49H170ZM207 50V49H206ZM229 50V49H228ZM42 51V52H41ZM47 51H49V48L47 49ZM160 51V50H159ZM174 51V50H173ZM182 51H183V49H182ZM211 51V50H210ZM214 51H215V49H214ZM225 51H227V50H225ZM233 51V50H232ZM261 51H263L264 52V49H262ZM206 52V51H205ZM219 53V52H218ZM246 53V52H245ZM206 54V53H205ZM209 54H210V52H209ZM222 54H224V53H222ZM211 56H209V58H212L213 57V54H210ZM230 55H233V54H230ZM249 55V54H248ZM253 55V54H252ZM261 55V54H260ZM263 55V54H262ZM216 56H217V54H216ZM219 56V55H218ZM264 57V56H263ZM163 58L164 59H166V58H168V59H170V61L171 62H169V61H163ZM226 58V57H225ZM258 59H259V57H258ZM229 60V59H228ZM248 60V59H247ZM225 61V60H224ZM156 62H158V63H156ZM173 62V63H172ZM244 62V61H243ZM258 62V61H257ZM171 63V64H170ZM174 63H176V64H174ZM243 64V63H242ZM241 64V65H242ZM262 64V63H261ZM165 65H164V72H165V74H166V68H165ZM172 65V66H173ZM204 64L202 63V66L200 67V68H202V67H204L203 66ZM31 66V67H30ZM173 66V67H174ZM189 66V65H188ZM220 66V65H219ZM185 67V68H186ZM195 67V66H194ZM260 67V66H259ZM162 68V67H161ZM181 68V67H180ZM174 69H175V67H174ZM178 69V68H177ZM183 69V68H182ZM190 69V68H189ZM259 69V68H258ZM157 70V71H156ZM180 70V69H179ZM184 70V69H183ZM183 70H181L180 72H182L183 73ZM191 70V69H190ZM189 70V71H190ZM201 70V69H200ZM230 70H232V71H230ZM29 71V72H28ZM159 71V72H158ZM169 71V70H168ZM171 71H173V70H171ZM199 71V70H198ZM146 72V73H145ZM152 72H151V74H152ZM154 72H153V74H154ZM162 72V73H161ZM180 72H176V73H180ZM239 72V73H238ZM156 73H155V75H156ZM169 72H167V75H169L168 74ZM180 73V74H176V76H175V85H177V86H179V84L180 83H182V81L186 78L185 77V75H187V74H185V73H187V72H185V73ZM208 73V72H207ZM228 73V74H229ZM24 74V75H23ZM32 74V73H31ZM52 74V75H51ZM54 74H56V76L54 75ZM148 74V73H147ZM150 74V73H149ZM148 74V75H149ZM165 74H164V77H165ZM261 74V73H260ZM33 75V74H32ZM54 75V76H53ZM197 75V74H196ZM246 75V76H245ZM156 76H158V75H156ZM188 76V75H187ZM202 76V74H199V76H198V78L199 77H201ZM237 76V77H236ZM258 76V75H257ZM29 77V76H28ZM72 77H74V78H72ZM159 77V76H158ZM164 77H163V79H164ZM168 77V76H167ZM203 77V76H202ZM62 78V79H61ZM70 78H72L71 80H70ZM88 78H90L89 80H87ZM148 78V77H147ZM160 78V77H159ZM159 78H157V79H159ZM197 78V77H196ZM231 78V77H230ZM255 78V77H254ZM30 79V78H29ZM78 79H77V81H78ZM187 79V80H186ZM185 80H184V82L185 81H188V78H186ZM256 79V78H255ZM254 79V80H255ZM26 80V79H25ZM33 80V79H32ZM56 82H55V81ZM84 80V81H83ZM169 80V79H168ZM200 80V79H199ZM254 80H252V81H254ZM101 81V83H99ZM136 81V80H135ZM144 81V80H143ZM195 81V80H194ZM251 81V82H252ZM259 81H261L260 82V84L264 81V72H262V75H260V80ZM259 81H257V79H256V82H259ZM52 82H54V83H52ZM95 82H98L99 84H100V86L98 87V86H95V85H97V84H95L94 86H93V83H95ZM239 82V81H238ZM255 82V81H254ZM60 83V82H59ZM65 83V84H64ZM163 83V82H162ZM169 83V82H168ZM31 84H33V83H31ZM36 84H34V85H36ZM92 84V85H91ZM188 84H190V82L188 83ZM233 84V83H232ZM256 84V83H255ZM34 85H31L32 87L34 86ZM49 85V86H50ZM76 85V86H77ZM11 86V87H12ZM30 86V87H31ZM38 86V85H37ZM39 86V87H40ZM48 86V87H49ZM91 86H93V87H91ZM149 87H150V85H148ZM152 86V85H151ZM163 86V85H162ZM190 86V85H189ZM188 86V87H189ZM212 86V85H211ZM215 86H213V87H215ZM220 86V85H219ZM245 86V85H244ZM28 87V88H27ZM31 87V88H32ZM48 87L46 88V89H48ZM50 87H53V86H50ZM49 87V88H50ZM54 87V88H55ZM95 87V88H94ZM142 87V89H143V86H141ZM174 87V86H173ZM187 87V88H188ZM192 87V86H191ZM190 87V88H191ZM218 87V86H217ZM13 89H12V91H16V90H14V88L15 87H12ZM85 88V89H84ZM146 88V87H145ZM148 88V87H147ZM152 88V87H151ZM189 88V89H190ZM209 88H210V86H209ZM228 89H229V87H227ZM227 88H224V90L222 89V90H220L219 88H218V90H216V92H215V95H216V98H217V100H218V98L220 99V100H222V103H225V105H227L226 103L228 102V101H226V100H228L229 99V105H230V103L232 102V103H234V100H238V98H239V100H240V98H243L244 97V99H245V101H247V100H249L248 102H247V105H246V103H244V106H241L240 107V109L241 110H243V111H239V112H241V114L240 115H242V117L245 119V115L247 114V113H249L248 111H250V109L253 111V109H252V107L254 106V105H252V104H250L251 102V100H250V98L253 96H250L251 95V93L250 92H252V91H249V90H247V89H243L242 91H240L239 93L238 92H236L237 94L236 95H234V96H230V94H228L225 90L227 89ZM234 88V87H233ZM251 88V87H250ZM10 89V88H9ZM45 89V88H44ZM53 89V88H52ZM57 89V88H56ZM58 89H59V91H58ZM57 89V91H58V95H59V93H60V88H58ZM87 89V90H86ZM88 89H90L89 90V92L88 93H86L85 91H88ZM129 89V90H128ZM138 89H140V88H138ZM137 89V90H138ZM141 89V90H142ZM149 89V88H148ZM153 89V88H152ZM162 89V88H161ZM165 89V88H164ZM192 89H193V87H192ZM192 89H190V90H187L186 91V89H184L181 93L183 94V96H185V95H188V97H189V99H190V95H192V92H194V91H192ZM1 90V89H0ZM22 90H20L19 89V92L20 93H17L16 92V94H17V96H19V97H16V98H18V99H20V95H22V92L24 93V91H22ZM29 90H30V88H29ZM54 90V89H53ZM65 90H62L63 92L65 91ZM72 90V92H70ZM143 90H145V89H143ZM175 90H176V88H175ZM195 90V89H194ZM203 91H201V94L200 93H193L194 95H193V97L196 95V97L198 98V101L201 99V97H203V98H205L204 96H206L205 94L206 93H208L209 94V92H210V90H208V89H206L205 88V90L204 89H202ZM250 90H252V89H250ZM41 91V90H40ZM43 91V90H42ZM54 91H56V90H54ZM61 91V92H62ZM128 91V93H126V94H128L129 96H127V95H125L124 94V92H127ZM159 91V90H158ZM167 91H168V89H167ZM166 91V92H167ZM225 91V92H224ZM254 91V90H253ZM257 91V90H256ZM1 92V91H0ZM63 92H62V94H63ZM68 92V93H67ZM81 93L80 95L78 94H76V93ZM132 92V91H131ZM140 92L141 91H139V95H140ZM157 92V91H156ZM155 92V93H156ZM166 92H161V91H159L157 94H156V98L157 97H159L160 98V96L161 97H164L165 96V94H168V93H166ZM168 92H172V89L171 90H169ZM55 93H57V92H55ZM83 93V94H82ZM145 93H148V90H146L145 91ZM170 93H169V96H170ZM176 93V92H175ZM181 93H176L177 95H180ZM226 93H227V95H226ZM248 93H249V95H248ZM61 94V93H60ZM76 94V95H75ZM122 94V95H121ZM123 94L125 95L124 97H123ZM133 92L131 93V97L133 96V98L135 97V99H136V96L138 95V92H136V94L134 93L133 95ZM182 94H181V98L183 97L182 96ZM190 94V95H189ZM199 94V95H198ZM43 95V94H42ZM57 95V94H56ZM55 95V97L58 99V97L59 96H56ZM82 95V96H81ZM138 95V96H139ZM155 95V94H154ZM162 95H164V96H162ZM214 95V94H213ZM212 95V96H213ZM214 95V96H215ZM233 95V94H232ZM7 96H9V95H7ZM14 96V95H13ZM78 96H81V97H78ZM146 97L148 96V95H145ZM145 96H144V98H145ZM199 96V97H198ZM228 96H230V97H228ZM259 97L261 96V95H258ZM10 97V96H9ZM44 97H46V94H45V96ZM123 97V98H122ZM131 97L130 98H127V99H131ZM140 97V96H139ZM139 97H137V98H139ZM166 97V96H165ZM174 97V96H173ZM180 97V96H179ZM185 97H187V96H185ZM192 97V96H191ZM192 97V98H193ZM195 97V101H196V98ZM231 97H233V98H231ZM247 97H249L248 99H247ZM16 98L14 97V99H15V102H13L14 103V105L16 104V105H18L17 104V102L19 101V103L21 104L22 102L20 101V100H16ZM41 99H42V97H40ZM202 98V99H203ZM254 98V97H253ZM1 99H3V98H1ZM37 99V98H36ZM44 99V98H43ZM43 99L42 100H39V102L41 101H43ZM46 99V98H45ZM50 99H51V97H50ZM113 99V100H114ZM140 99H141V97H140ZM137 100L138 101V107H136V109H137V111H136V109L134 110V109H132V111H130L131 113H128V116H130V117H128V116H126L127 114H125V113H127V112H123L122 111V113H123V117L124 118H128V119H124L123 121H122V128H123V130L121 131L120 130V132L121 133H119V130H118V132H117V130L116 131H110V132H106V131H109L110 129H111V127L109 126L108 128H110V129H107V130H104L103 132H105L104 134H102L103 136H104V138H105V144L103 145L104 146V148H102L103 150L101 151H99L100 153L101 152H103V153H101V154H103V156H104V159H103V162H99V158L100 157H95L96 159H98V161H96V163L95 162H93V161H91L90 160V163H88L89 162V160H87L86 158H85V160H83V162H87V164L85 163L84 165L82 164V163H80L79 165L80 166H78V167H80V168H82V169H80V168H72V169H69V168H67L68 170H69V172H68V170H66L65 169V172L66 173H69L68 175H66L65 176V174L63 175V166L64 165H62V163H63V161H61L62 159H64V161H65V159L67 158H65L64 156H62L61 154L62 153H60L61 151L62 152H64V150H63V148L61 149V151L59 150V152L57 151L58 149H60V147H64V145L65 144H63L62 143V141H60V137L57 135L58 133H55L56 135V139H55V136L53 135L52 136V138L51 139H53L54 141H60L63 145H61V143H59L61 146L60 147H58V148H55L56 149V151L57 152H54L55 151V149H53L52 150V154L53 153H55V155L58 157V158H56L55 159V161H54V157L52 156V157H50V156H48L46 153V157H47V159L46 158H41V157H45L43 154H41L40 155V161L43 159V161H45V159L47 160L46 162H43V161H41L42 163H46L47 164V167H46V165H45V167L44 166H40V167H42V168H40L42 171H40V169H39V173H38V171H37V174L35 173V175L37 176L36 178H37V181L39 182V184H38V182H37V184H38V186H36V187H34L33 188V190H31V191H28V192H23V194L22 193H20V194H22L21 196V199L19 200V201H23L24 203H21V204H23L24 206L22 207V205L20 206V205H18V206H16V209H17V207H19L20 206V213H19V215H21V218H25V214L23 213L24 211H26V213H28V215H29V212L31 213V210H35V209H40V208H43V209H45L46 210V214H45V212L43 211V209L41 210L42 212H44V214H42V216H41V218H37L36 219V221L34 220V223L33 222H31L32 223V225L30 224V222H21L20 224H18L17 226H16V228H14L13 226H15V225H9V224H3L2 222H1V219L2 218H0V225L2 226V225H9V227L11 228L12 227V230H10V231H12V232H10L9 233V228L8 227H6L5 226V228H7L6 229V231H4V229H3V233L5 234L4 236H6V242H4V243H6V244H8V243H12V244H14V247L13 248H11V250H9V251H11V255L13 256V254L14 255H16L17 253L16 252H19L18 250L20 249V247L23 245V244H25V242H26V244L28 243V241H26V240H28L29 238H32V239H29V240H31V241H29V245L31 246L32 245V247L30 248L29 247V249H34L36 252H35V254L37 253V251H38V253L41 255V253H43V252H45V251H47L48 252V256L50 257V261L51 262H49V261H44V260H39V263L38 264H61L63 261V264L64 263H68L69 262V264H70V262H71V264H79V261H81V260H79V258L81 257H79L78 258V256H77V253H78V251L77 250H75V248H76V246L75 247H73V248H71L70 250H72L71 251V253H70V255H68V253L66 254L65 253V255H67L66 257H62V255H61V253H60V249H59V247H60V245H62L61 243H63V242H60V240H64L65 239V237H66V239L65 240H67V243L69 242V241H72L71 239H73V238H71V239H68L69 238V236L68 235H71V233H70V228H71V226H70V223L69 222H71V221H65V219H64V217H63V215H61L62 217H59L60 216V208H57L56 207V204L58 205V203H59V201H63V200H61L60 198L62 197V199H64L65 197L67 198L68 197V195H72V192L74 191V190H76L77 188V186L78 185H80L81 187H82V185H83V187L85 186L86 187V185L87 184H90V180H89V177H90V179H91V177H92V179H95V181H98V180H101L102 178H103V176H105L106 178H107V180H108V183H109V185L108 186H106L105 188H103L102 189V191L104 192V194L106 195V197H107V199L109 198V201H110V198H113L112 196H113V193H115L116 194V190L118 189V187H119V189H118V191L120 190V192H118L119 194L124 190L123 188H124V186L126 185V184H130L129 186H132L133 187V189L129 192H127L128 193V195H129V199L131 200H134L133 202H132V200L131 201H129L128 199V201L127 200H125V198L124 197H126L127 196V193H126V196H123L122 198H124V200H122V202H117V204L116 205H119V204H121L122 203V205H119L118 206V208L116 207V209L118 210V214L119 215H116V218H111V217H107V221H105V222H108V220H110L111 222H110V224H105V226L107 227H109L110 226V228H111V230H113L114 228L115 229H117V227L119 228V226H121L120 224H121V220H124L123 218H125L126 217V215L127 214H129V213H131L132 212V210H133V212H134V210L136 211L139 207H140V204L141 203H143V201L146 199V200H151L152 198H149L147 195H148V192H147V190H149L150 192H153V191H151V190H153V188H155V186H157L156 184H158V181H160V179H162L163 180V178L161 177V175H160V178L158 177L159 175V173H157L156 171H158V169L157 168H159V167H165V165H164V163L166 164V161H168L167 160V158H169V157H172V154L174 153H170L171 155H169V154H166L165 152V150H163V153H164V155H163V153L162 152H158L159 153V155H158V159H157V161H156V159H154V157H155V155L154 154H156V153H154L153 152V149H151V146H152V148H153V143H155V141H154V139L153 140H151V138H154V135H153V129H152V126H154V124H155V126L156 125H159L158 123V121L157 120H155L156 118L154 117V116H151V113L150 114H147V106H148V103L147 102H145V99H143V97H142V99L141 100ZM147 99H149V98H146V100ZM164 100H165V98H163ZM180 99V98H179ZM230 99L232 100L231 102H230ZM234 99V100H233ZM247 99V100H246ZM10 100H12V99H10ZM67 100V101H66ZM113 100L111 101L113 104H114V102H113ZM118 100V101H119ZM157 100H158V98H157ZM168 100V99H167ZM166 100V101H167ZM172 100V99H171ZM216 100V101H217ZM219 100V101H220ZM242 100V99H241ZM45 101H47V100H45ZM44 101V102H45ZM50 101V100H49ZM53 101H54V99H53ZM53 101H52V103H53ZM70 101V102H69ZM117 101V102H118ZM131 101V100H130ZM136 101V102H137ZM152 101H153V99H152ZM170 101V100H169ZM183 101V100H182ZM194 100H193V102H195ZM203 101H204V99H203ZM211 101V100H210ZM11 102V101H10ZM9 102V103H10ZM40 102V103H41ZM68 102V103H67ZM77 102V103H76ZM110 102V103H111ZM127 102V101H126ZM161 102V101H160ZM160 102H158V103H160ZM183 102H185V101H183ZM200 102V101H199ZM259 102V101H258ZM12 103V104H13ZM39 103V104H40ZM46 103V102H45ZM49 102H47L46 103V107L45 108H47V110H49L48 111V113L50 112V107L49 106H51L52 107V105H54V103L52 104V105H48V107H47V104H48ZM70 103V104H69ZM111 103V104H112ZM151 103V102H150ZM182 103V102H181ZM248 103H249V105H250V107L251 108H249V105H248ZM37 104V103H36ZM42 104V103H41ZM50 104H51V102H50ZM59 102H58V110L60 109V107H59ZM65 104V105H64ZM68 104V105H67ZM137 104V103H136ZM155 104V103H154ZM164 104L166 105V103L164 102ZM189 104H192V103H189ZM221 104V103H220ZM253 104H255V102H253ZM13 105V106H14ZM30 105V104H29ZM43 105V106H44ZM57 105V104H56ZM117 105V104H116ZM119 105V104H118ZM184 105H185V103H184ZM223 105V104H222ZM225 105H223V106H225ZM226 106V107H224V109H225V111L223 110V111H221V112H223L222 114L224 115V117L222 116V114H221V112L219 111V114H218V112H217V114L216 115H218L217 116V118H216V116L214 117L215 118V121L217 120V119H219L220 121H221V123H222V125H220V127L222 126H225L226 125V127H223V128H226L225 130L224 129H222V128H218L217 129V127H215V125L217 124V125H219V124H221L220 123V121H218L217 120V122L218 123H216L215 121H214V123L213 122H211V123H213L214 125H213V128L215 127V130H212L211 131V129H213L212 128V126L209 128V130H208V128H206L205 130H204V132L205 133H202L203 131H201L200 132V130L198 131V132H200V134H202L203 136H207V134H209V136L211 135V137H209L208 139L206 138V136H205V138L204 137H202V135H201V137L203 138V140L202 141H200L201 143H203V141H204V143H206V140H207V144H206V146L204 145V144H201V145H204V147H209V145H210V149L209 148H204L203 146V148L201 147L200 149H199V146H198V149L199 150H208L209 149V152H213V151H219L220 152V150L221 151H224V149H222L221 147L223 146H225V144H231L230 146L229 145H227V146H225L224 148H227L226 150H228L227 152H228V154L226 155V156H230L231 158L230 159H226L227 160V162L224 164V163H220V161H218V163L219 164H221V165H218V166H220L219 168H222V173H220L219 174V171H218V168H217V162L216 163H213V164H215V169H216V171H215V169H213L212 167H214V165L212 164V163H210V162H214V160H212V161H208L209 162V164H212L213 166L212 167H210V168H212L210 171H208L210 168L209 167H206L207 166V164H206V162H204V160H203V158L204 157H202V156H204V155H202L203 154V151L201 152V151H198V149H197V151H198V153H200L201 152V155L199 156V155H195V154H193V152H194V150H196L195 149V145L193 146V145H191V146H193L192 147V149L191 148H188V149H190V153H192V155L193 156H191L190 155V153H188V152H186V150H184V147L183 148H181V147H179V148H181V149H183V151L182 150H179L180 152L179 153H175V154H177V155H174V158H176V159H174V161H173V159L171 160V159H169V160H171L173 163H171V161H168L167 163V166L169 167V169H170V167H173V169H175V170H177V169H179V168H181L180 166H181V164H179L178 165V163L177 162H183L184 161V163H182V171L179 169V171H177V173H176V171L174 170V173H173V169L171 168L170 169V171L172 170V174H170V172H169V169L167 170V168H164V169H166V171H168V172H166V173H168V178H167V176L166 175H163L164 176V179H165V176H166V178L167 179H169L171 176H175L174 174L176 173V175L178 174V173H180L179 175H180V177L179 178H184L185 177V180H187V181H185L184 182V179H183V184H186L187 185V187H186V185H182L185 189L183 190V188L181 187V189H180V187L179 188H177V189H174L176 192H177V190H178V192L180 193V191L182 190L183 192V195L185 194V192H187V189L186 188H188L189 186L191 187V185L189 184V183H191V181H192V177H194L195 175L194 174H197V172H199L198 173V176L200 177V175L202 174L203 176H201V177H205L204 179L203 178H200V179H198L197 177H195L196 179H198V181L199 182H201V183H204V184H202V186H200V183L196 180H194L193 182H195L194 184L197 186V184H198V186H199V188L200 189H197L196 188V186L194 185V189H197V190H194V191H196L195 193L197 194V193H200V194H197L198 196H199V198H196V200L195 201H193L194 200V197L195 196H192V195H190V193L191 194H193V192H192V189H190V187L188 188V191L190 192L189 194H187L186 196L189 198V202H192V204L194 203V206H196V207H193V205H192V208L191 209H189L190 211L191 210H194V211H192V212H190V211H188L187 210V205L189 204V202H186V203H188V204H186V207H185V205H182L183 204V198L184 199H186L187 197H185V195H184V197H183V195H182V193L181 194H177L176 192H175V194L174 195H176L175 196V199H174V197L173 196H171V199H169L168 198V200H166L165 202L164 201H162L165 205H166V203H167V206L170 204L171 205V202L169 201V200H171L172 202H174L176 199H177V202H179V200H181V198H182V203H180V206L182 205V206H184L183 208H185L186 210H187V212L185 211V209H184V211H183V213H181V212H179V214H180V216L178 215V217L179 218H181L179 221H184V219H188L189 218V220H190V218L193 216V215H191V213H193L194 215H195V217L196 218H200L201 216L200 215H203V213H205L206 214V212H207V206H206V204H207V202H208V204H209V201L208 200H213L214 202L212 203V201H211V203L210 204H212V205H215V202H216V199H218V198H220V199H224V200H222V201H227L228 200V196H226V194H225V191H223V189L225 190V189H227V191H229V193H231L232 194V196H235V195H233V192L235 193V192H238L239 191V193L241 192V193H243L244 194V192L246 191L247 192V194L245 193L244 195H247L249 198H246V196H244V195H242V197H245L246 199H247V201H246V203H247V205H246V203L244 202V200L242 201V198L241 199H238V198H240V197H237L236 199H235V197L232 199V196H231V198L229 199V200H231V201H229V203H228V205L230 204V202H233L234 201V199H235V201H237L238 200V203H239V201L241 200L242 202H241V204L243 205V206H241V208H239V211H237L238 209V206H237V208H235V207H233L234 205H232L231 204V206L228 208L227 206H226V209H228L227 211H220L219 213H217L216 214V211L215 210H213V208L212 209H210L211 211H214L213 213H214V215L215 216H213V217H211V215H210V217L209 216H207V217H209V218H215L216 217V219L219 217L220 219H218V221H216V220H213L214 222L216 221V223H217V227L218 226H220L219 228H221V226H223V227H226L227 228V226H226V224L229 226V228H230V226L231 227H233L234 228V230L236 229V230H238V229H241L243 226H238V227H241V228H236V225H239V224H241L242 223V225H245L246 224V222H245V224H243V219H241L240 218V216H239V218L241 219V221L242 222H235L236 220H240V219H235V221L233 222L232 220H230V219H234L232 216H234L235 215V218L237 217L236 215H237V213H239V212H241L240 211V209L242 210V212H243V209H245V208H248V212L250 213V211H252L251 210V208L253 207V206H255V204H254V201L256 200V196H257V191L258 190H260L261 191V189H260V185H261V188H263V185H264V180L262 179V181L261 182H263V185H262V183L260 182V179H261V177L259 178V177H255L256 179L257 178H259V181H258V179L256 180L253 176L251 177L250 176V174H249V172H248V175H247V180H249L250 178H254V180H256L255 182H254V184H257V185H255V186H258L259 185V187H255L254 185H252V183H250L251 182V180H249L250 182H248L249 184H247L248 185V187H245L246 185H243V184H246L247 183V181H246V179H244L245 177H244V175H246V172L244 171L243 172V170H242V168L244 169V167H245V169H249V168H247V167H250V169H252L251 168V166L252 167H254L255 165L256 166H258L259 164L261 165V164H264V143H262L263 141H262V139H260V138H264V127H262V126H264V125H260V124H258V125H256V123H257V121H258V116H260L258 113L261 111V110H259V112H258V109L256 110V109H254L255 111H253V113H249V114H254L255 115V117H253V115L250 117V115H248L247 114V116H249L250 117V119H248V117H247V120H245L244 121V119L242 120V122H241V124H238L236 121H232V122H235V123H230L229 125H231V126H229V125H227L228 123H229V121H231L232 119H230V118H234V120H235V118H236V116H234L233 117V114L235 113L234 111L236 110H239V109H236V107L234 106ZM8 106V105H7ZM6 106V107H7ZM11 106V105H10ZM22 106V105H21ZM30 106H33V105H30ZM38 106V105H37ZM108 106H112V105H108ZM162 106V105H161ZM192 106V105H191ZM18 106H16V108H12L13 109V112H14V110H15V112H17L18 114L20 113L19 111H21L22 109H20V106H19V109L20 110H18V108H17ZM39 107V106H38ZM41 107V106H40ZM56 107V106H55ZM98 107V110L96 109ZM157 108H158V106H156ZM184 107V106H183ZM242 107H244V108H242ZM9 108V107H8ZM28 108V107H27ZM33 108V107H32ZM63 108V107H62ZM65 108V107H64ZM83 108H85V109H87V110H85V109H83ZM89 108V109H88ZM162 108H165V107H162ZM200 108V107H199ZM213 108V107H212ZM44 109V108H43ZM150 109H153V107L151 106L150 107ZM154 109H155V107H154ZM160 109V108H159ZM170 109V108H169ZM183 109V108H182ZM187 109V108H186ZM189 109H191V108H189ZM233 109H235L234 111H233ZM2 110H4V108L2 109ZM5 110H7V109H5ZM10 110V109H9ZM46 112H47V110L46 109H44ZM44 110H42L41 111V115L40 116H43L42 114V112H44ZM55 110V109H54ZM53 109H52V111H54ZM61 110V109H60ZM63 110V109H62ZM79 110H80V112H79ZM97 110V111H96ZM146 110V114L147 115H150L151 116V118L152 117H154V119H152V121H150V122H153V123H151V124H149V122H146L147 124L146 125H151V126H145V122L144 121H142L143 122V124L144 125H140V124H142V122L140 123V124H138V122L136 123V121H134V119H136L137 120V118H135L134 117V115L133 114H135L136 112H143V114L144 115H146L145 113H144V111ZM185 110V109H184ZM211 110H213V111H211ZM210 111V114L211 115H213V112L215 111V109H211ZM216 110H218L217 108H216ZM23 111V110H22ZM76 111V112H77ZM95 111V112H94ZM100 111H102V110H100ZM125 111V110H124ZM161 111V110H160ZM163 111V110H162ZM183 111V110H182ZM188 111V110H187ZM190 111V110H189ZM10 112H12V110L10 111ZM28 112V111H27ZM61 112V111H60ZM67 112V111H66ZM113 112V111H112ZM149 112V111H148ZM152 112H153V110H152ZM158 112H159V110H158ZM176 112V111H175ZM179 112V111H178ZM180 112H181V110H180ZM216 112V111H215ZM224 112H226V113H228V114H226V113H224ZM233 112V113H232ZM256 112H258V113H256ZM263 112V111H262ZM0 113H1V111H0ZM22 113V112H21ZM20 113V114H21ZM53 113V112H52ZM96 113V114H97ZM99 113H101V112H99ZM110 113H111V111H110ZM114 113V112H113ZM115 113H118L117 111H115ZM115 113L114 114H112L114 117H115ZM170 113H172V112H170ZM177 113V112H176ZM176 113H174V114H176ZM184 113V112H183ZM188 113V112H187ZM195 113V112H194ZM230 113H232V114H230ZM238 113V112H237ZM245 115H244V114ZM261 113V112H260ZM8 115L9 114H11V113H7ZM12 114H14V113H12ZM45 114V113H44ZM125 114V115H124ZM142 114V113H141ZM178 114V113H177ZM189 114V113H188ZM225 114L226 115H228L229 116V118H228V116L226 117V122L225 121H223V119L225 118ZM230 114V115H229ZM239 114V113H238ZM256 114L258 115V116H256ZM263 114V113H262ZM2 115H5V113H2ZM8 115L6 116V117H8ZM16 115V114H15ZM58 115V114H57ZM109 115H111V114H109ZM111 115V116H112ZM137 115H139V114H137ZM146 115V116H147ZM157 115V114H156ZM172 115H173V113H172ZM185 115V114H184ZM184 115H182V116H184ZM191 115V114H190ZM193 115H195V118L198 116V118H199V116L201 115L200 113H195V114H193ZM264 115V114H263ZM4 116V118L0 115V120H1V118H3L2 119V122L4 121V122H6L7 121V118ZM38 116V115H37ZM39 116V117H40ZM61 116V115H60ZM97 116V115H96ZM121 116V115H120ZM126 116V117H125ZM177 116V115H176ZM185 116H187V115H185ZM239 116V115H238ZM20 117H22V116H20ZM45 117V116H44ZM58 117H59V115H58ZM62 117V116H61ZM69 117V119H67V120H70V122H71V120L73 119V117L71 118V114L68 116ZM107 117H109V116H106V118ZM170 117H172V116H170ZM193 117V116H192ZM258 117V118H257ZM42 118V120H44L43 119V117H41ZM49 118V117H48ZM60 118V117H59ZM58 118V119H59ZM86 118V117H85ZM104 118H102V120H100V119H97V121H95V122H98V126L100 127V123L102 124V123H104V122H107V123H110L111 125H113L111 122H112V120H114V119H112L111 120V122H108L107 121V119L105 120ZM111 118V117H110ZM119 119V120H122L121 118H119V117H116L115 119ZM130 118V119H129ZM134 118V119H133ZM147 118H148V116H147ZM221 118H222V120H221ZM260 118H261V116H260ZM259 118V119H260ZM53 119V118H52ZM54 119H56V118H54ZM57 119V120H58ZM63 119V118H62ZM88 119V118H87ZM96 119V118H95ZM132 119H133V121H132ZM164 119V118H163ZM180 119H182L183 120V118L181 117ZM189 121H190V119L191 118H187ZM187 119L185 118L184 120L185 121H187ZM193 119V118H192ZM191 119V120H192ZM263 116H262V123L264 122L263 121ZM41 120V121H42ZM66 120V121H67ZM99 120V121H98ZM105 120V121H104ZM118 120V123L120 122ZM128 120H130V121H128ZM149 120H151V119H149ZM155 120V121H154ZM229 120V121H228ZM240 120V119H239ZM248 120H250V121H253L252 123H250ZM40 121V122H41ZM46 121V120H45ZM73 121V120H72ZM138 121V120H137ZM181 121V120H180ZM225 123H223V122ZM86 122V121H85ZM100 122V123H99ZM132 122H135V123H132ZM175 122V121H174ZM191 122V121H190ZM189 122V123H190ZM259 122V121H258ZM106 123V124H107ZM114 123V122H113ZM132 123V124H131ZM189 123H187L188 125H191V123L189 124ZM66 124H68L67 122H66ZM72 124H73V122H72ZM82 124V123H81ZM91 124V123H90ZM96 124V123H95ZM94 124V128L95 127H97V129H98V126L97 125H95ZM105 124V123H104ZM104 124H102V125H104ZM120 124V123H119ZM138 124V125H137ZM153 124V125H152ZM181 124H184V123H181ZM70 125V124H69ZM74 125V124H73ZM72 125V126H73ZM115 126H116V122H115V124H114ZM113 125V126H114ZM216 125V126H217ZM9 126H11L10 124H9ZM8 126V127H9ZM12 126L13 127H15V125L14 124H12ZM42 126V125H41ZM41 126H39V127H37V128H42ZM52 126V125H51ZM85 126V129H83V131L85 130L86 131V125H84ZM84 126H82L83 128H84ZM115 126L113 127V128H115ZM185 126H186V124H185ZM184 126V127H185ZM192 126V127H191ZM191 126H189L190 128L188 129L189 131L190 130H192V131H194V128H193V125H191ZM257 126L258 127H261V128H257ZM18 127V126H17ZM81 127V128H82ZM90 127V126H89ZM92 127V126H91ZM90 128L89 130H93L94 128ZM102 127V126H101ZM104 127V126H103ZM117 128L119 127V126H116ZM121 127V126H120ZM187 128H188V126H186ZM227 127H229L228 129H227ZM4 128H6V127H4ZM30 128V127H29ZM46 128V127H45ZM78 128V127H77ZM104 128H106V126L104 127ZM113 128H112V130H113ZM175 128V127H174ZM177 128V127H176ZM187 128H186V130H187ZM248 128H250V130L248 129ZM56 129V128H55ZM97 129H94V130H97ZM121 129V128H120ZM238 130L239 132H243L242 130H246V131H251L249 134L251 135V137H249V138H251V139H247V140H244L243 139V142L244 141H246L244 144H243V146H242V144H240L242 147H240L239 148V144H238V142H237V144L235 145V139H236V137L234 138V136L235 135H238V134H233L235 131L234 130ZM9 130V129H8ZM41 130V129H40ZM45 130V129H44ZM115 130V129H114ZM186 131V132H189V131ZM244 130V131H245ZM2 129L0 130V136H2ZM30 131V130H29ZM42 131V130H41ZM41 131H39V132H41ZM46 131V130H45ZM45 131H44V133H45ZM57 131V130H56ZM99 130H97V132H98ZM101 131V130H100ZM128 131L129 132H132V135L134 136L133 137V139H132V141L131 142H128L129 143V145H126L125 146V148L126 149H137V148H140V149H142V147H140V145H142V144H144L143 146H144V149L146 150V153H144L142 150H139V152L137 151H135L134 150V152H133V154H130V156H124V155H122L120 152H119V149L120 150H122V145H119V144H117V140H118V142H119V140H120V136L121 135H126L125 133H128ZM234 131V132H233ZM33 132V131H32ZM37 132H38V130H37ZM58 132V131H57ZM91 132V131H90ZM125 132V133H124ZM197 133L198 134V132H197V130H195L194 132H193V134L194 133ZM238 132V133H239ZM34 133V132H33ZM124 133V134H123ZM152 133V134H151ZM195 133V134H196ZM237 133V132H236ZM244 133V132H243ZM5 134V133H4ZM32 134V133H31ZM35 134V133H34ZM33 134V136H35ZM99 134H100V132H99ZM119 134H121V135H119ZM150 134H151V136H150ZM240 134V133H239ZM246 134V133H245ZM52 135V134H51ZM85 135V134H84ZM101 135V134H100ZM189 135V134H188ZM58 136V137H57ZM123 136V137H124ZM128 136V135H127ZM144 136H147V137H151V138H149L150 139V142H152V144H150L149 142H144L143 141V138H144ZM194 137H195V135H193ZM242 137H243V135H241ZM163 137V136H162ZM197 137V136H196ZM208 137V136H207ZM245 137V136H244ZM248 137V136H247ZM103 138V137H102ZM122 138V137H121ZM186 137H184V139H185ZM198 138H200V136L198 137ZM241 138V137H240ZM58 139V140H57ZM130 139V138H129ZM159 139V138H158ZM161 139V138H160ZM164 139V138H163ZM183 139V140H184ZM210 139V140H209ZM238 139V138H237ZM260 139V140H259ZM4 140V139H3ZM3 140H1L0 139V142H3ZM49 140V139H48ZM72 140V139H71ZM103 140V139H102ZM165 140V139H164ZM167 140V139H166ZM168 140H169V138H168ZM171 140V139H170ZM169 140V141H170ZM177 140V139H176ZM116 141V142H115ZM154 141V142H153ZM173 141H175V140H173ZM181 142H182V144L184 143V141H182V139L180 140ZM209 141V142H208ZM237 141V140H236ZM4 142H6V141H4ZM15 142V141H14ZM17 142V141H16ZM15 142V143H16ZM76 142V141H75ZM157 142H158V140H157ZM161 142H163L162 144H164V141H162L161 140ZM165 142H168V141H165ZM180 142V143H181ZM199 142V140H198V142L197 143H200ZM235 142V143H234ZM20 143V142H19ZM69 143V142H68ZM103 143H104V141H103ZM122 143H124V142H122ZM210 143V144H209ZM232 143H234V144H232ZM242 143V142H241ZM5 144V143H4ZM26 144V143H25ZM42 144V143H41ZM44 144V143H43ZM43 144H42V146H43ZM52 144V143H51ZM59 144H57L58 146H59ZM185 144V143H184ZM18 145V144H17ZM17 145L15 144V146L17 147ZM45 145V147H47L46 146V144H44ZM238 145V146H237ZM12 146H14V145H12ZM27 146V145H26ZM119 146V147H118ZM121 146V147H120ZM183 146V145H182ZM231 146H233V147H231ZM237 148H236V147ZM20 147V146H19ZM19 147H18V149L17 148H15V150H13L12 151V153H11V155H9V159L8 160H12V159H14V158H17V157H19L20 156V154L22 153L21 151H20V149H19ZM23 147V146H22ZM87 147V146H86ZM155 147V146H154ZM196 147H197V145H196ZM229 147V148H228ZM35 148V147H34ZM98 148H99V146H98ZM219 148H220V150H219ZM230 148H232V150L230 149ZM243 148V149H242ZM26 149V148H25ZM84 149H86L85 148V146H84ZM126 149L124 150V148H123V150H124V152L126 151ZM157 149V148H156ZM174 149V148H173ZM186 149V148H185ZM212 149H214V150H212ZM230 149V150H229ZM237 149H239V150H237ZM92 150V149H91ZM97 150H99V149H97ZM147 150H150V151H152V152H148ZM155 150V149H154ZM160 150V149H159ZM175 150V152H176V149H174ZM177 150H178V148H177ZM191 150H193V151H191ZM210 150H212V151H210ZM240 150H241V152H240ZM75 151V150H74ZM141 151V152H140ZM168 151V150H167ZM170 151V150H169ZM168 151V152H169ZM181 151L183 152V154L185 155V153L184 152H186V159H190L189 161L188 160H184L185 159V157L183 158L182 156H184V155H182V153H181ZM197 151L196 152H194V153H197ZM233 152V153H235V155L233 156V155H231V154H229V152ZM89 152H91V151H89ZM123 152V153H124ZM143 152V153H142ZM167 152V153H168ZM170 152H172V151H170ZM230 152V153H231ZM237 152H238V154H237ZM41 153V152H40ZM74 153V152H73ZM85 153V152H84ZM84 153H81V154H84ZM149 153H153V155H150ZM181 153V154H180ZM205 153V152H204ZM214 153V152H213ZM64 154V153H63ZM71 154H72V152H71ZM92 154V153H91ZM128 154V153H127ZM165 154H166V156H165ZM178 154H180V156L182 157H180ZM255 154H259V157L256 159V160H252L253 158H252V155H254L255 156ZM54 155V156H55ZM59 155V156H58ZM69 155V154H68ZM74 155V154H73ZM75 155H76V153H75ZM74 155V156H75ZM79 155V154H78ZM86 155V154H85ZM85 155L83 156V157H85ZM96 155V154H95ZM94 155V156H95ZM169 157H168V156ZM210 155V154H209ZM251 155V156H250ZM60 156H62V157H64V158H62V157H60ZM81 156V157H82ZM88 156V159H89V157H92L91 155L89 156V155H87ZM101 156V155H100ZM102 156V157H103ZM150 156V157H149ZM151 156H153V161H152V158H151ZM165 157L164 159H166V160H164L163 161V159H162V157ZM176 156V157H175ZM189 156V157H188ZM197 156H199V157H197ZM206 156H207V154H206ZM225 156V157H226ZM37 157H38V155H37ZM69 157V156H68ZM79 157V156H78ZM78 157H76V158H78ZM177 157H180L181 158V161H180V158H178L179 159V161H177ZM190 157H192V158H190ZM200 157H202V158H200ZM49 158L51 159V160H49ZM71 158H72V156H71ZM70 157H69V159L68 160H70L71 159ZM200 158V159H199ZM206 158V157H205ZM207 158H209V157H207ZM213 158V157H212ZM211 158V159H212ZM250 158H252V159H250ZM74 159V158H73ZM95 159V160H96ZM159 159H162V162L159 160ZM183 159V160H182ZM201 159L203 160V162H202V164H204V165H201ZM210 159V158H209ZM224 159V160H225ZM53 160V161H52ZM67 160V159H66ZM94 160V159H93ZM101 160V159H100ZM208 160V159H207ZM207 160H205V161H207ZM218 160V159H217ZM225 160V161H226ZM16 161V160H15ZM49 161H51V162H49ZM82 161V160H81ZM146 161V162H145ZM159 161V162H158ZM186 161V162H185ZM39 162V161H38ZM92 162V163H91ZM97 162H99V164L97 163ZM147 162L150 164V165H152V166H150L149 168H153L154 169V167H155V171L153 172V169L151 168V170L150 169H148L151 173L149 174V177H148V172H147V169L145 170V169H142V168H146L147 167V165H149V164H147ZM157 163V166H156V163ZM170 162V163H169ZM224 162V161H223ZM263 162V163H262ZM4 163V162H3ZM8 163V162H7ZM41 163V164H42ZM95 163V164H94ZM144 163H146L147 165H145ZM158 163H162L161 165L159 164L158 165ZM175 163H177V164H175ZM259 163V164H258ZM6 164V163H5ZM4 164V165H5ZM24 164V163H23ZM65 164V163H64ZM96 164H98V165H96ZM153 164H155V165H153ZM170 164V165H169ZM3 165V166H4ZM254 165V166H253ZM2 166V167H3ZM146 166V167H145ZM177 166H179V167H177ZM209 166H211V165H209ZM225 166V167H224ZM140 167H142L141 169L142 170H144V171H141L140 172ZM204 167V168H203ZM148 168V167H147ZM202 168H203V171H201L202 170ZM205 168H209L208 170H205L204 171V169ZM229 169L228 170V172H225L226 170L225 169ZM238 168V169H237ZM23 169V168H22ZM109 171V172H107V170ZM198 169H199V171H198ZM239 169L241 170V172L239 171ZM254 169V168H253ZM2 170V169H1ZM18 170V169H17ZM30 170V169H29ZM70 170H72V171H70ZM79 170H84V172H86V173H84V176H85V174H86V177L83 179V178H81L80 179V176H82L81 175V172L79 171ZM86 170V171H85ZM160 170H161V168H160ZM225 170V171H224ZM28 171V170H27ZM164 171V170H163ZM181 171V172H180ZM207 171L208 172H211V173H209V175H206V174H208L207 173ZM213 171V172H212ZM215 171V172H214ZM241 173H239V172ZM36 172V171H35ZM83 172V171H82ZM89 172V173H88ZM105 172V173H104ZM137 172H139L140 173V175H139V173H137ZM144 172H146V175H147V177L149 178H146L145 177V173ZM155 172H156V174H157V178L158 179H156V177L153 175V174H155ZM203 172V173H202ZM220 172H221V170H220ZM230 172V173H229ZM237 172L239 173L238 175H237ZM262 172H264V171H262ZM14 173V172H13ZM18 174H20L19 172H17ZM16 173V171H15V173L13 174V176L11 177V178H9V180H11L12 181V179L14 180V181H17V180H19L20 178H22L21 176H19L18 174ZM141 173H143V175L141 176ZM205 173V174H204ZM213 173H217V176H215V174H213ZM224 173V174H223ZM229 173V174H228ZM232 173V175L235 177V180H236V182L237 181H239V179H241V178H243V179H241L244 183L243 184H239L240 182L242 183V181L240 180L239 182H237V184H235L236 182L234 181V177L232 176V178H231V174ZM242 173H244L243 175H242ZM260 173V172H259ZM258 173V174H259ZM182 174V175H181ZM210 174H212L213 176H215L214 178L212 177V176H210ZM261 174V173H260ZM62 175L63 176H65V177H62ZM78 175V176H77ZM80 175V176H79ZM88 175V176H87ZM151 175V176H150ZM184 175V176H183ZM230 175V176H229ZM237 175V176H236ZM46 176H51V177H53V180L55 181V186H52L51 184V186H52V194L53 195H50V196H53V198L55 199V205H54V207H56L55 208V210H54V207L52 206V207H46L47 205H41V207L39 206H37L36 204H34L35 202H34V200L32 201V199L34 198V197H39L40 196V194L42 193V192H44V190L42 189V184H44L45 185V180H44V177H46ZM80 179H78L77 177ZM101 176V177H100ZM135 176H141V177H143L142 179H144V177L146 178L145 179V181L148 179V180H150L151 181V187L150 188H148L147 189V186H146V184L147 183H149L150 181H146L147 183L146 184H141L140 185V187L141 186H143V188L146 190L145 192L146 193H142L143 191H144V189L141 187H139L140 188V190H138L137 188H138V186H139V182H143V180L141 181V180H137L136 181V179L137 178H133V177H135ZM154 176V177H153ZM207 176V177H206ZM220 176V177H219ZM226 176H228V178L226 177ZM242 176V177H241ZM248 176H250V177H248ZM263 176V175H262ZM50 177V178H51ZM99 179H98V178ZM141 177H139V179L141 178ZM176 177V176H175ZM230 177V178H229ZM238 177H241V178H238ZM34 177H32V178H30V180L31 179H33ZM96 178H97V180H96ZM105 178V179H106ZM158 180L157 182L155 181V183H154V181H152V180ZM208 178L210 179V181L208 180ZM212 178V179H211ZM216 178L220 181H217L216 180ZM236 178H238V179H236ZM249 178V179H248ZM262 178H264V177H262ZM23 180H22V184L24 185L25 184V182L26 183H28L27 181H24V179H26V176H24V178H22ZM28 179V178H27ZM47 179H49V178H47ZM87 179H88V183H87ZM105 179H103V180H105ZM132 179H134V181L132 180ZM166 179V180H167ZM171 179V178H170ZM175 179H177V177L175 178ZM174 179V180H175ZM215 179V181H213ZM230 179V180H229ZM34 180H35V178L33 179V182H34ZM181 180V179H180ZM205 180H206V182H205ZM226 180V181H225ZM79 181V182H78ZM92 181V180H91ZM164 181V180H163ZM179 181V180H178ZM229 181V182H228ZM232 181H234L235 183V185H237L238 186V184L239 185H242L243 187H245V188H243V187H241V191L238 189V191H235V189H234V187L233 186H235L234 184H233V182ZM10 182V181H9ZM31 182H32V180H31ZM36 182H35V184H36ZM48 182V181H47ZM53 182V181H52ZM52 182H49V183H52ZM166 182V183H165ZM168 182H169V180H168ZM173 182V181H172ZM176 182V181H175ZM180 182V181H179ZM214 182V183H213ZM260 182V183H259ZM12 183H13V181H12ZM18 183H20V182H18ZM54 183V182H53ZM75 183H78V185L77 186H73V184H75ZM87 183V184H86ZM159 183H163V182H159ZM178 183V182H177ZM217 183H218V185H217ZM232 183V184H231ZM61 185V187L63 188V186H64V189L65 188H67L66 190H62L63 192H60V190H58L57 191V189H59V188H61V187H59V188H57V185ZM82 184V185H81ZM137 184H138V186H137ZM163 184H165V186H168L169 187V185L167 184V181H164V183ZM225 184V185H224ZM8 185H10V184H8ZM110 185H113V187H117V188H113L112 186H110ZM148 185V184H147ZM152 185L154 186V187H152ZM180 185V186H181ZM193 185V184H192ZM231 185H233V186H231ZM73 186V189H70L71 187ZM122 188H121V187ZM160 186H162V184L160 185ZM160 186L158 187L157 186V188H155L154 189V192H153V194L151 193V194H149V195H151V197H152V195H154L155 193L158 195V197H160V195L162 196L163 194H158V190H159V188H160ZM179 185H177V187H178ZM223 186H227V188H224ZM230 186V187H229ZM251 186H253L252 187V190H251ZM46 187V186H45ZM55 189H54V188ZM109 187H111V189H114V191H110L111 189L109 188ZM137 187V188H136ZM148 187H149V185H148ZM162 187H164V186H162ZM236 187V186H235ZM35 188H37V189H35ZM44 188V187H43ZM47 188V187H46ZM57 188V189H56ZM122 190H121V189ZM192 188V187H191ZM223 188V189H222ZM232 188V189H231ZM239 188V187H238ZM250 188V189H249ZM258 188V190H256ZM30 189V188H29ZM106 189V190H105ZM130 189H131V187H130ZM141 189H143V190H141ZM156 189H157V191H156ZM190 189V190H189ZM229 189H231V190H229ZM249 189V190H248ZM264 189V188H263ZM41 190H43V191H41ZM46 190V189H45ZM70 190H72L71 192H70ZM128 190V189H127ZM138 190V191H137ZM160 190L161 191H163V189L162 188H160ZM159 190V191H160ZM198 190H199V192H198ZM210 190H213V191H210ZM220 190H222V191H220ZM244 190V191H243ZM66 191V192H65ZM68 191V192H67ZM164 191H166V190H164ZM168 191L170 192V191H172L171 193L173 194V190L172 189H168ZM227 191H226V193H227ZM231 191V192H230ZM110 192V193H109ZM132 192V193H131ZM139 192H141L142 194H144L145 195V198L142 200V198L141 197H143V195L142 194H140L139 195ZM149 192V193H150ZM217 192H220V194L218 195L217 194ZM259 192V191H258ZM59 193H62V194H59ZM68 193V194H67ZM69 193H71V194H69ZM131 193V194H130ZM163 193V192H162ZM168 193V192H167ZM166 193V194H167ZM212 193V194H211ZM214 193H216V194H214ZM229 193H227V195H229ZM238 193V194H239ZM240 193V194H241ZM64 194H66V196H61V195H64ZM114 194V195H115ZM119 194H116V195H118L119 196ZM155 194V195H156ZM214 194V195H213ZM224 195L223 197L221 196V195ZM235 194H237V193H235ZM239 194V195H240ZM44 195V194H43ZM115 195V196H116ZM170 195V194H169ZM181 197H180V196ZM189 195L191 196V198L189 197ZM196 195V196H197ZM217 195V196H216ZM260 195H261V193H260ZM18 196V195H17ZM69 196V197H70ZM114 196V197H115ZM132 198H131V197ZM148 197V199H147V197ZM168 196V195H167ZM167 196H166V198H167ZM230 196V195H229ZM241 196V195H240ZM263 196H264V194H263ZM117 197V196H116ZM115 197V198H116ZM128 197V196H127ZM134 197V198H133ZM170 197V196H169ZM192 197H193V199H192ZM222 197V198H221ZM52 198V197H51ZM161 198V197H160ZM165 198V197H164ZM164 198L162 199V200H164ZM244 198V199H245ZM23 199V200H22ZM47 199H48V197H47ZM60 199V200H59ZM106 199V200H107ZM140 200V203H139V200ZM173 199H174V201H173ZM192 201H191V200ZM198 199H199V201H198ZM219 199V200H220ZM245 199V200H246ZM44 200L46 201V198H44ZM53 200V199H52ZM88 200H89V198H88ZM105 200V201H106ZM142 200V201H141ZM145 200V201H146ZM218 200V201H219ZM251 200V201H250ZM259 200V199H258ZM43 201V200H42ZM42 201H41V203H42ZM91 201H92V199H91ZM121 201V200H120ZM148 201H147V203H148ZM161 201V200H160ZM186 201V200H185ZM187 201H188V199H187ZM203 201V202H202ZM248 201L250 202V205L252 206H250L249 205V203H248ZM32 202H34V203H32ZM40 202V201H39ZM38 202V203H39ZM50 202V201H49ZM90 202V201H89ZM89 202L88 201H86V202H84V203H82L81 205H80V207L81 208H79V210L80 211H82L83 212V210H84V212L85 213H90V211H92L93 210V205L92 206H88L87 208L85 207V209H84V207H82V206H86L85 204L86 203H88V205H89ZM108 202V201H107ZM125 202V203H124ZM169 202V203H168ZM176 201H175V203H176V205L178 204ZM196 202V203H195ZM201 202L203 203V204H201ZM223 202V205L222 206H224L225 205V203ZM256 202H257V200H256ZM261 203L263 202V201H260ZM16 203V202H15ZM37 203V202H36ZM52 203V202H51ZM62 203V202H61ZM70 203V202H69ZM123 203L124 204H128V206L126 205V206H123ZM130 203H132V204H130ZM174 203V204H175ZM199 203L201 204V205H199ZM204 203H206L205 205H204ZM216 203H218V202H216ZM235 203H237V202H235ZM235 203H233V204H235ZM244 203H245V205H244ZM258 203V202H257ZM50 204V203H49ZM48 204V205H49ZM71 204V203H70ZM91 204H93V201H92V203ZM90 204V205H91ZM102 204V203H101ZM130 204V205H129ZM146 204V203H145ZM159 204V203H158ZM161 204V203H160ZM173 204V203H172ZM195 204H198V205H195ZM209 204V205H210ZM219 204V203H218ZM217 204V205H218ZM227 204V203H226ZM240 204V203H239ZM16 205V204H15ZM39 205V204H38ZM142 205V204H141ZM147 205V204H146ZM153 205V204H152ZM164 205V206H165ZM179 205V204H178ZM191 204H189V206H190ZM205 207H204V206ZM211 205V206H212ZM250 207H249V206ZM257 205V204H256ZM258 205H260V204H258ZM262 205H263V203H262ZM36 206V207H35ZM59 206V205H58ZM61 206V205H60ZM63 206V205H62ZM70 206H72V205H70ZM148 206V205H147ZM166 206V207H167ZM181 206V207H182ZM210 206V207H211ZM244 206H247V207H245V208H242V207H244ZM38 207V208H37ZM46 207V208H45ZM90 207H91V209H90ZM162 207H163V205H162ZM179 207V206H178ZM181 207H179V209L181 208ZM191 207V206H190ZM219 207H221L220 205H219ZM240 207V206H239ZM259 207V206H258ZM23 210H22V209ZM67 208H69V207H67ZM77 208V207H76ZM94 208H95V206H94ZM142 208H144V207H142ZM141 208V209H142ZM146 208V207H145ZM205 208L207 209V210H205ZM221 208H223V207H221ZM220 208V209H221ZM235 208V209H234ZM56 209H58L59 211H57V213H55V215L57 214H59V216L57 217V215H56V217L54 216V214H53V211H56ZM88 209H89V212H87L88 211ZM157 209V208H156ZM215 209H216V207H215ZM237 209V210H236ZM250 209V210H249ZM256 209V208H255ZM17 210H19V208L17 209ZM29 212H28V211ZM62 210V212L64 213L65 212V210H63V209H61ZM69 210V209H68ZM146 210V209H145ZM181 210H182V208H181ZM210 210H208L209 212H210ZM219 210V209H218ZM245 210H247V209H245ZM260 210V209H259ZM94 211V210H93ZM114 211H115V209H114ZM139 211V210H138ZM141 211V210H140ZM143 211V210H142ZM203 211H206V212H203ZM264 211V210H263ZM40 212V211H39ZM41 212V213H42ZM50 212H52V213H50ZM61 212V213H62ZM189 212V213H188ZM209 212H207V214L209 213ZM222 212V213H221ZM241 212V213H242ZM114 213H117V212H114ZM185 213V214H184ZM249 213L247 214L246 212H244L243 214L245 215V218H249L250 217V215H249ZM253 213H254V210H253ZM34 214V213H33ZM67 214V213H66ZM69 214V213H68ZM243 214H242V216H243ZM248 216H247V215ZM252 214V213H251ZM27 215V216H28ZM115 215V214H114ZM112 216V217H115V216ZM26 216V217H27ZM39 215H38V217H40ZM65 216V215H64ZM119 216V217H118ZM125 216V217H124ZM218 216V217H217ZM1 217V216H0ZM20 217V216H19ZM65 217H67V215L65 216ZM149 217H150V215H149ZM204 217V216H203ZM207 217H205V218H207ZM244 217V216H243ZM242 217V218H243ZM30 218V217H29ZM54 218V219H53ZM58 218H59V221H57L58 220ZM62 218V219H61ZM109 218V219H108ZM184 218V219H183ZM196 218H195V221H197L196 220ZM204 218V219H205ZM244 218V219H245ZM255 218H256V216H255ZM56 219V223H53L52 224V222H54V220ZM112 219V220H111ZM116 219V220H115ZM176 219V218H175ZM192 220H194V216L191 218ZM257 219H259L258 217H257ZM263 219V218H262ZM63 220V221H62ZM68 220V219H67ZM89 220H90V218H89ZM92 220V219H91ZM90 220V221H91ZM97 219H95L94 221H96ZM106 220V219H105ZM133 220V219H132ZM131 220V221H132ZM135 220V219H134ZM139 219H137V220H135V221H138ZM210 220V219H209ZM230 220V222H228ZM3 221V220H2ZM26 221H29L28 220V218H26ZM104 221V220H103ZM135 221H132V222H134L135 223ZM176 221H178V219H176ZM188 220H186L185 221V224L186 225H188V223H186ZM195 221H194V223H195ZM206 221H207V219H206ZM211 221V220H210ZM244 221H246V219L244 220ZM248 221V220H247ZM59 222V223H58ZM96 222H98V220L96 221ZM141 222V221H140ZM169 222L171 223L172 222V220L170 221L169 220ZM209 221H207V223H208ZM213 222V223H214ZM219 222V223H218ZM250 222V221H249ZM248 222V223H249ZM251 222H252V220H251ZM99 223V225H101L100 224V221L98 222ZM101 223H103V222H101ZM123 223V222H122ZM181 223V222H180ZM184 223V222H183ZM191 223H193V222H191ZM198 223V222H197ZM196 223V224H197ZM206 223V222H205ZM206 223V224H207ZM216 223H215V225H216ZM233 223L234 224H236V225H233ZM27 224V225H26ZM28 224H30V226H32L31 228H29L28 226ZM50 224H52L53 226L55 225V227H54V229H52L51 228V226L49 227L48 225H50ZM57 224V225H56ZM73 224H74V222H73ZM88 224H90V226L91 227H93V228H91L90 227V229H88L87 227H86V229H88L89 231H92L93 229L94 230H97V232H98V230L100 229V226L98 227L97 226V224H95V222H93V220L91 221V222H89L88 221ZM129 224H131L130 222H129ZM138 224H140V223H138L137 222V225ZM182 224V223H181ZM201 224H202V222H201ZM204 224V223H203ZM208 224H212V222L211 223H208ZM103 225V224H102ZM140 225H142V224H140ZM178 225V224H177ZM190 225V224H189ZM198 225V224H197ZM214 225V224H213ZM214 225V226H215ZM225 225V226H224ZM249 225H250V223H249ZM263 225V224H262ZM52 226V227H53ZM105 226H103L104 228H106ZM148 226V225H147ZM172 226V225H171ZM170 226V227H171ZM181 226V225H180ZM191 226V225H190ZM203 227L204 226H206L205 224L204 225H202ZM202 226H200L199 225V229L202 227ZM264 226V225H263ZM129 227V226H128ZM136 227V226H135ZM141 227V226H140ZM143 227V226H142ZM145 227V226H144ZM167 227V226H166ZM169 227V228H170ZM174 227H175V224H174ZM178 227H179V225H178ZM182 227V226H181ZM211 227V226H210ZM210 227H208L207 226V228H209L210 229ZM216 227V226H215ZM222 227V228H223ZM257 227H259V226H257ZM262 227V226H261ZM2 228V227H1ZM14 228V229H13ZM51 229L50 231L48 230H45L46 232L42 235V236H38L35 232L36 231H38V230H40V229ZM102 228V227H101ZM110 228H109V232H110ZM139 228V227H138ZM152 228V227H151ZM173 228V227H172ZM180 228V227H179ZM179 228H177V229H179ZM190 228V227H189ZM197 228V227H196ZM205 229H207L206 227H204ZM232 228V229H233ZM250 228V227H249ZM57 229V230H56ZM83 229V228H82ZM103 229V228H102ZM106 229H108V228H106ZM133 229H135L134 227H133ZM143 229V228H142ZM142 229H140L139 230V232L140 231H143ZM146 227H145V232H148V231H146ZM171 229V228H170ZM181 230H178V232L181 234H183V231L185 230L184 228H180ZM186 229H187V227H186ZM199 229H198V231H199ZM231 229V228H230ZM231 229V230H232ZM243 229V228H242ZM246 229V228H245ZM29 230V231H28ZM52 230H54V231H52ZM71 230H72V228H71ZM105 230V229H104ZM151 230V229H150ZM167 230V229H166ZM175 230V229H174ZM173 230V231H174ZM188 230V229H187ZM197 230V229H196ZM195 230V232H197ZM201 230V229H200ZM216 230V229H215ZM214 230V231H215ZM225 230V229H224ZM228 230V229H227ZM234 230H232L233 232H234ZM248 230V229H247ZM247 230H246V232H247ZM261 230V229H260ZM27 231L28 232H31L32 234H34L33 235V237H31L32 236V234L31 235H27V237H29L28 239H27V237H26V233H27ZM100 231V230H99ZM101 231H103V230H101ZM105 231H107V230H105ZM137 231V230H136ZM158 231V230H157ZM191 231H193V229L191 230ZM208 230H206V232H207ZM218 231H220V229L218 230ZM252 231V230H251ZM259 231V230H258ZM5 232H8V234H6ZM24 232H25V235H23L24 234ZM71 232H73V230L71 231ZM96 232V233H97ZM138 232V231H137ZM138 232V233H139ZM162 232V231H161ZM177 232V233H178ZM185 232V231H184ZM210 232V231H209ZM209 232H207V233H209ZM245 232V231H244ZM261 232V231H260ZM23 233V234H22ZM76 233V232H75ZM99 233V232H98ZM106 233V232H105ZM151 233V232H150ZM154 235H151L150 237H153V236H156L155 234V232H152ZM151 233V234H152ZM157 233H159V232H157ZM178 233V234H179ZM186 233V232H185ZM184 233V234H185ZM198 233V232H197ZM199 233H200V231H199ZM199 233L197 234V236L199 235ZM204 233V231L202 232L201 231V234H203ZM212 234L214 233V232H211ZM255 234H256V232H254ZM87 234V233H86ZM140 234V233H139ZM139 234H138V236H139ZM148 234V236H149V233H147ZM163 234H166V231H165V233H160V235H162L163 236ZM183 234V235H184ZM190 235H191V232L189 233ZM189 234H187V236H189ZM232 234V233H231ZM234 234V233H233ZM235 234H237V233H235ZM73 235H74V233H73ZM76 235V234H75ZM141 235V234H140ZM143 235V234H142ZM141 235V236H142ZM146 235V234H145ZM176 235V234H175ZM183 235H181V238H182V236ZM186 235V234H185ZM193 235V234H192ZM192 235H191V237H192ZM208 235V234H207ZM207 235H206V237H207ZM209 235H211V234H209ZM218 235H220V234H218ZM229 235V234H228ZM245 235V234H244ZM247 235V234H246ZM251 235V234H250ZM257 235V234H256ZM37 236V237H36ZM72 236V235H71ZM70 236V237H71ZM78 236V235H77ZM136 236H137V234H136ZM137 236V237H138ZM158 236V235H157ZM178 236V235H177ZM180 236V235H179ZM194 236V235H193ZM196 236V237H197ZM204 236V235H203ZM203 236L202 235H200V237H202V239H200L199 238V236H198V241H196L195 239H197L196 237H193V241L195 240L198 244L199 243H201L203 246L202 247H205L204 245L206 244L207 245V242H206V240H204V238H203ZM239 236V235H238ZM80 237H81V235H80ZM83 237H85V236H83ZM98 237H99V235H98ZM134 237V236H133ZM132 237V238H133ZM140 237V236H139ZM144 238H145V236H143ZM146 237H147V235H146ZM150 237H149V239H150ZM164 237V236H163ZM169 237V236H168ZM215 237V236H214ZM23 238H24V240H23ZM76 238V237H75ZM99 238H101V237H99ZM159 238V237H158ZM167 238V237H166ZM184 238V237H183ZM186 238H188V240L186 239V242H188V241H191L192 242V239L190 240L189 239V237H186ZM195 238V239H194ZM210 238V237H209ZM240 238V237H239ZM238 238V239H239ZM78 239V238H77ZM124 239V238H123ZM134 239H136V237L134 238ZM133 239V240H134ZM140 239H142L141 237H140ZM148 239V240H149ZM155 239H156V237H155ZM161 239H163L162 237H161ZM160 239V240H161ZM218 239V238H217ZM7 240H9V242L7 241ZM101 240L103 241V239L101 238ZM101 240H98L97 239V241H96V245L95 246H97V245H99L100 243H98L97 244V242L98 241H101ZM142 240H144V239H142ZM142 240L141 241H137V242H139L138 243V246H139V244H140V242H142ZM148 240H144V242L145 241H148ZM151 240V239H150ZM149 240V241H150ZM152 240H153V238H152ZM181 240V239H180ZM202 240V241H201ZM25 241V242H24ZM87 241V240H86ZM102 241H101V243H102ZM108 240H105V242H106V244L108 243L107 242ZM110 241V240H109ZM131 241V240H130ZM136 241V240H135ZM148 241V244H150V242ZM157 242H158V240H156ZM156 241H153V242H156ZM165 241V240H164ZM163 241V242H164ZM215 241V240H214ZM225 241V240H224ZM231 241V240H230ZM24 242V243H23ZM84 242V241H83ZM82 242V243H83ZM104 242V241H103ZM105 242H104V244H105ZM113 243L112 244H110L109 246H111L110 247V249L112 248V249H114V247L117 245L118 246V243L115 245V241L113 240L112 241ZM119 242V241H118ZM152 242V243H153ZM156 242V243H157ZM171 242V241H170ZM212 242H213V240H212ZM211 242V243H212ZM216 242V241H215ZM229 242V241H228ZM2 243H3V241H2ZM3 243V244H4ZM76 243H77V241H76ZM85 243V242H84ZM110 243H111V241H110ZM136 242H134V244H135ZM159 243H160V241H159ZM165 244H166V242H164ZM177 243H178V241H177ZM176 243V244H177ZM195 243V242H194ZM194 243H193V245H194ZM2 244V245H3ZM25 244V245H26ZM64 244V243H63ZM70 244V243H69ZM73 246H74V240H73ZM81 244V243H80ZM88 244V243H87ZM104 244L102 245V244H100L99 246L100 247H98V251H99V249L100 248H105L106 246H104ZM105 244V245H106ZM114 244V245H113ZM134 244H132V245H134ZM143 245L145 244V243H142ZM141 244V245H142ZM165 244L163 245V244H157V245H160V246H164L165 247ZM170 244V243H169ZM169 244H168V246H169ZM171 244H172V242H171ZM191 244V243H190ZM201 244H199V247L201 246ZM226 244V243H225ZM101 245L102 246H104V247H101ZM121 245V244H120ZM156 245V244H155ZM156 245V246H157ZM175 245V244H174ZM187 245H189V243L187 244ZM215 245V244H214ZM245 245H248V246H246V250L244 251V249L242 250L240 247H233V246H229V245H226V246H220L219 245V248H218V250H217V247H216V253H214V254H212V256L210 255V256H207V257H201V259L199 260V258L197 259V260H199V261H196V260H194V262L195 263H191V264H264V241L263 242H259V243H248V244H244L243 246L245 247ZM4 246H6V245H4ZM4 246L2 247L3 248V250H4ZM27 247H28V244L26 245ZM66 246V245H65ZM72 246V245H71ZM81 246L83 247V245L81 244ZM81 246H79V248H81V249H83ZM85 246V245H84ZM117 246H116V249H117ZM137 246V245H136ZM135 246V247H136ZM138 246H137V248H138ZM155 246V247H156ZM160 246H158L159 248H161ZM171 246V245H170ZM192 246V245H191ZM23 247V246H22ZM26 247V248H27ZM38 249H37V248ZM94 247V246H93ZM97 247H94L95 249L97 248ZM123 247V246H122ZM128 247H129V245H128ZM132 248V250L131 251H133V249H135L133 246H131ZM141 247V246H140ZM147 247H148V245H147ZM147 247H145V249L147 248ZM153 247V246H152ZM181 247V246H180ZM183 247H185V246H183ZM196 247V246H195ZM195 247H194V249H195ZM202 247H200V248H202ZM210 247V246H209ZM243 247V248H244ZM10 248V247H9ZM61 248V247H60ZM68 248H70V247H68ZM86 247H84V249H85ZM94 248H92L91 250H90V252L91 251H93V252H91L90 254H88V253H86V254H88V255H90L89 257L88 256H83L84 257V259L83 260H85L86 261V259H85V257H87V260H88V262L86 263H84L83 262V260L81 261V262H83L84 264H91V261H92V263L95 261V264L97 263L98 264V262L99 261H97L98 259L100 260L101 258H103V257H101L100 258V253H102V255H104L103 254V251L102 250H100L101 252L100 253H97V252H95V251H97V250H95L94 251ZM118 248H121L120 246L118 247ZM127 248V247H126ZM165 248H167V247H165ZM164 248V249H165ZM170 248V247H169ZM193 248V247H192ZM212 248V247H211ZM215 248V247H214ZM6 249V248H5ZM7 249H8V247H7ZM22 249V248H21ZM24 249V248H23ZM28 249V250H29ZM74 249V250H73ZM76 249H78V248H76ZM87 249H89V248H87ZM116 249H114V251L112 250V251H109L108 250V247H107V250H105L104 252L106 253V251H109L108 253H110V255L112 254L113 256L110 258V260H109V257L107 258L108 260H106L105 258L107 257H105L104 256V258L103 259H105L107 262H108V264H113V261L115 260V257H116V255H115V252L117 253V251H116ZM142 248H140V250H141ZM149 249V248H148ZM148 249H146L145 251H148ZM152 250H153V248H151ZM158 249V248H157ZM205 248H203V250H204ZM25 250V249H24ZM34 250H32L33 252H34ZM79 250V249H78ZM120 250V249H119ZM124 250L125 249H123V248H121V252L123 251L124 252ZM150 250V249H149ZM154 250L156 251V248H154ZM153 250V251H154ZM174 250V249H173ZM196 250V249H195ZM194 250V251H195ZM205 250H207V249H205ZM212 250V249H211ZM210 250V251H211ZM73 251H75V252H73ZM126 251V250H125ZM136 251V250H135ZM143 252H144V249L142 250ZM161 251H162V248H161ZM161 251H160V253L159 254H157L158 256V258H159V255L161 254ZM168 252V250H163L162 252ZM190 251H191V249H190ZM213 251V250H212ZM243 251V252H242ZM77 252V253H76ZM86 252V251H85ZM121 252L119 253V257H120V254H121ZM134 252V251H133ZM141 252V251H140ZM152 252V251H151ZM156 252H159V249H158V251H156ZM166 252V253H167ZM174 252V251H173ZM191 252H193V251H191ZM196 252H198V251H196ZM208 252V251H207ZM16 253V254H15ZM31 253V252H30ZM29 253V254H30ZM80 253V252H79ZM84 253V252H83ZM94 254V255H91V254ZM95 253L96 254H100V255H97V256H95ZM127 253V252H126ZM130 253V252H129ZM142 253V252H141ZM145 253H147L148 255H149V253L148 252H145ZM201 253V252H200ZM213 253V252H212ZM225 253H230V257L229 256H226L224 259H226V260H224V259H222L223 257L222 256H224V254ZM8 254V253H7ZM21 254V253H20ZM34 254V255H35ZM39 254H37L38 256H39ZM124 254V253H123ZM123 254H121L122 256H123ZM138 254H140V253H138ZM142 254H144V253H142ZM153 254H155L154 252H153ZM194 254V253H193ZM27 255V254H26ZM31 255V257H32V253L30 254ZM29 255V256H30ZM34 255H33V257H34ZM43 255V254H42ZM61 255V256H60ZM64 255V254H63ZM83 255V254H82ZM117 255H118V253H117ZM126 255V254H125ZM141 255V254H140ZM151 255V254H150ZM172 255H173V253H172ZM197 255V254H196ZM204 255V254H203ZM37 256V257H38ZM127 256V255H126ZM131 255H129V257H130ZM155 256V255H154ZM165 256H166V254H165ZM165 256H163V257H165ZM194 256V255H193ZM200 256V255H199ZM11 257V256H10ZM41 257V256H40ZM39 257V258H40ZM118 257V256H117ZM140 257V256H139ZM143 257V256H142ZM145 257H146V254H145ZM162 257V256H161ZM166 257H168V256H166ZM178 257V256H177ZM197 257V256H196ZM227 257H228V259H227ZM35 258V257H34ZM82 258V257H81ZM121 258V257H120ZM120 258L118 259V260H120ZM138 258V257H137ZM152 258H153V256H152ZM151 258V260L152 261H154L153 259ZM168 258H170V257H168ZM171 258H172V256H171ZM25 259H27V257H25ZM36 259V258H35ZM128 259V258H127ZM131 259V258H130ZM144 259V258H143ZM147 259V258H146ZM163 259V258H162ZM30 260H31V258H30ZM117 260V261H118ZM145 260V259H144ZM158 260V259H157ZM157 260H155V261H157ZM167 260V259H166ZM5 261V260H4ZM32 263H33V258H32ZM31 261H28V262H31ZM65 261H67V262H65ZM117 261L115 260L114 262L115 263H117ZM124 261V260H123ZM134 261V260H133ZM132 261V262H133ZM137 261H139V260H137ZM150 261V260H149ZM81 262H80V264H81ZM101 262H102V260H101ZM119 262V261H118ZM122 262V261H121ZM182 262V261H181ZM190 262V261H189ZM34 263H35V261H34ZM102 263H104V262H102ZM101 263V264H102ZM146 263V262H145ZM155 263V262H154ZM176 263V262H175ZM22 264V263H21ZM28 264H31V263H28ZM94 264V263H93ZM100 264V263H99ZM152 264V263H151ZM180 264V263H179ZM190 264V263H189Z\"/></svg>",
  "mask_w": 264,
  "mask_h": 264
}]
</instances>
